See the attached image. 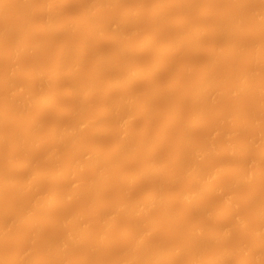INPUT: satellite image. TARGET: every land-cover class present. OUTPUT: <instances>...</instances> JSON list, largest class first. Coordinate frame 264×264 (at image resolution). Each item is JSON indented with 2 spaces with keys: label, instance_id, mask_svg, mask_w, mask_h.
Segmentation results:
<instances>
[{
  "label": "rangeland",
  "instance_id": "1",
  "mask_svg": "<svg viewBox=\"0 0 264 264\" xmlns=\"http://www.w3.org/2000/svg\"><path fill=\"white\" fill-rule=\"evenodd\" d=\"M27 1V0H26ZM31 1V3H32V0H30ZM45 1L46 0H34L33 1V3L30 5V7H28L27 5H29V4H26V6H25V4H21L22 2H24V1H18V0H11V1H7V3L9 4V9H8V11H6V13L4 12V14H3V18L4 19H2V18H0V29H1V31H2V28L1 27H4V25H5V23L6 24H10L11 25V23L12 22H14V24H16L17 26H18V23H20L21 22V24H22V26H21V24H20V27H21V29H20V35H22V40L23 41H25V35L26 34H24V33H30V35L32 34V32L31 31H34L33 32V34H32V37L31 36H29V37H27V39H26V41H25V43H29L30 42V40L31 41H36V42H33V44L32 45H34V44H37V41L38 42H40V44H41V46H40V48H37V50H35V51H33V53H28V54H22V55H24V56H26V57H21V59L20 60H18L19 58H20V56H22L21 54H19V52L18 53H16V54H19L20 56H17L16 54H15V52H11L12 50H14L15 51V49H14V45H15V42L17 43V41H16V38L14 37L15 35L17 36V31H16V33H15V31L13 32V34H15V35H12V32H11V29H9L10 31H8L7 33H9L10 34V36H9V38H7V36L9 35V34H7V35H5V38H7L8 39V41H6L8 44H6V42H4V48H3V46H1V48H0V77H1V81H0V83L2 82V84L4 85V87H5V82H4V77H3V80H2V74L4 73V72H6V71H8V69H9V71H11V70H14L15 69V66L14 65H16V64H14V65H12L14 62H18V63H20L19 65H16V67L17 66H20V68L19 69H24L25 71H23L22 72V70H21V72H20V74H24V75H21V76H19L20 74H18V78L19 77H21V78H19V80H18V78L16 77V76H14V77H16V78H13V83L14 84H16V86L18 87V83H20V86L22 87V86H26V87H28L27 85H30V83H31V85L34 87V86H37L36 88L37 89H33V87H31V89H30V86H29V88H28V90H31L32 91V89H33V91H38L39 90V88L40 89H42L41 87H39V85H43V80L42 81H39V80H34V82H36V81H38V83H39V85L37 84H34L33 83V80H32V78H31V76L29 77L28 75H27V73H29L28 72V70L30 71V69L33 71V69H34V67L33 66H35L36 65V67H41V68H43L44 70H43V73H45L46 74V71H49V75H50V73H51V75L53 74V69L55 68V66L57 65V63H59V62H62L61 63V65H63V66H65L67 69H69L70 67H72L71 65H73V64H77L79 61L78 60H76L80 55L82 56V55H84L85 57H83V59H85V60H82L83 62L81 63H79V64H81V66H80V70H79V73L77 72V74H74V75H72V76H69L68 75V77H67V79L64 77V78H61V79H59L57 76H55V75H53L52 76V78H51V76H47V77H45V79H44V81L46 80V79H48V81L47 82H49L50 83V81H52V83L50 84L51 86L53 85V81H55L56 80V78L57 79H59L60 81H64V89H62L63 91L65 90V92L67 93V91H69L70 90V85H72V84H74V85H76L75 83H78V82H82L81 84L80 83H78V87H80V86H83L84 84H86V83H88L89 81H90V83H92L93 84V87H95V89H96V91H95V94H93V96L90 98H88V100L86 101V102H82V103H84V105H86V107L83 109H81V110H79L78 111V108H75V107H81V104H80V102L82 101V100H80L79 99V97L81 98V93H79V92H76L75 93V95H74V93H72V96H71V93L70 94H68V95H66V93L65 92H62L61 90H60V93H55V95H53V93L54 92H56L57 90H55L53 93H49V94H52L53 96H52V98H54L55 99V102H57V100H58V102L56 103V104H54V106H52V108L51 109H47V110H42V111H40L39 112V110H41V109H37V107H35L34 108V106L35 105H32L33 106V108H32V106L31 105H27L28 107L27 108H25V110L24 111H22V113H21V111L19 112L20 113V115H21V117H20V120H19V118L18 117H16V120L17 121H14V119L15 118H13V117H15V115L14 114H16L17 115V112L18 111H16V109L15 108H13V106L14 105H12V103H13V99H14V97L12 96L13 94H8L9 92L10 93H12V91L14 90H12V91H9V92H7V89L6 88H4V87H1L0 86V103L1 102H3L1 105H5V107H6V109H7V113L8 114H10L11 113V110H13V109H15V112L14 113H11L12 115H14L12 118H13V120H11V121H8L6 124H4L3 125V123L4 122H1V129H2V132H1V130H0V132L4 135V136H8V135H6V134H9V133H11L12 135H10L9 134V136L5 139H3V140H1L0 141V170H2V171H4L3 172V174L1 173L2 171H0V175H2L3 177H7V175L8 174H6L5 172H9V177H10V175H12V177L14 178V176H13V174H15L16 172H18L17 171V169H20V171H19V174H21V173H23L24 174V172H26L28 169L30 170V172L32 171L31 169H34L35 171H37L38 172V175H39V170L41 169V168H46L47 166L49 167L50 165H49V162L51 161L50 159H52V161L54 162L55 160V157L54 158H52L53 156H52V153L50 152V149H53L54 151H57L56 149H54V148H52L54 145H55V143L59 140V138H58V140L57 141H55L54 142V140H55V138H57V137H54V134H55V136H56V132L57 131H59V130H61V128H62V131L64 130L63 128L65 127H69V126H71V122H73V120H74V122H76V120L77 119H81V120H79V121H81V123H83V121H82V119L84 120V119H86V118H89V116L91 115V116H96V115H102V111L104 110V112H108V110L110 109V107H113L114 108V105L117 103V102H119V103H117V104H119V107H120V105H124L123 107H125L126 106V103L128 104V102H129V104L128 105H130L131 106V112H130V115H131V113H132V117H131V124H129V131H130V139H128L129 140V142H128V148H126L125 150H126V157H127V159H126V157H125V155H124V158H122V155L121 154H119V152H118V159L116 160L115 158H113V156L111 157V156H109V158L111 157V159H110V162H109V158H108V162L109 163H103V164H99L100 163V161L98 162V164H99V166H100V168L102 167V168H104L103 167V165L104 164H107L105 167H106V169H107V166H108V164H110V166H111V164H113L112 166H111V168L114 166V167H116V173L119 175L120 173H118L117 172V168H119V172H121L122 174H120V176L122 175V176H124V173L126 174V173H128V174H126L127 175V177H129L130 176V174L131 175H134V173L135 172H137V173H139L140 171H143V168L144 169H147V168H149V167H152L153 169H157V168H155V167H159V168H161V171H159V172H152V175L151 176H149V177H151L150 178V180H148L149 179V177H148V179L147 178H145V177H147V176H145V177H143V176H137V177H139V178H137V179H140L141 177V179L139 180V182H142V183H137V184H135L136 182H133L134 183V185H133V183H132V180H131V178H130V182H131V184L133 185V187L135 188H132V192H133V199L131 198L132 197V194L130 193V189H126L127 187H131V184L129 185V186H127V187H125V184H126V182L128 181L127 179H129V178H125L124 177V180H123V177H122V179L121 178H118V177H120V176H116V178H114L113 179V177H112V180H111V182L110 183H112L111 185H112V187H110V188H112V192L110 191V192H108V193H105V192H101V193H105L104 195H100V192L98 193V196L100 197H98L99 199H97L96 197H95V195H93V197H92V199H91V194H87V193H89V191L87 190L86 191V189H84V191H81V189H80V191L81 192H84V194H79L78 195V199H74L75 201H72L71 203L70 202H68L67 204L66 203H62V204H66V206H62V205H59L58 203L59 202H63V200L62 201H58L57 202V204L58 205H55V207L56 208H54L53 207V210L51 209V216L50 217H52V218H50L51 220V222L49 223L47 220H45V221H47V222H41V224H39V226H37L38 228L36 229V230H33L35 233H33L32 232V228H31V226L29 227L28 225L29 224H25L23 227H21V229H19L20 228V223H17V225L16 226H18V228H16L18 231H14V228L15 227H13V226H11V227H13V231L11 232V234H8V232H6L7 234H8V238L9 239H4L3 240V236L0 238V248L2 249V250H4L5 249V252H7L6 250H8V251H11V252H17L18 250H20V248H23L24 249V251H26L25 250V248L27 247V248H29V249H31V251H32V254L33 255H31V253H29V255H28V257H30V255H31V257L32 258H29L30 260L28 261V259H27V264H45V263H47V264H57V258L55 259V258H52L51 257V259H53V260H51V259H45L44 258V254H45V252L47 253V252H50V250H51V248H52V244L55 246V245H57V241L56 240H58V241H61V239L63 238V240H64V237H65V233H66V231L67 230H69L68 228H67V226L70 228V231H72V229H74V227H72V225H74V224H72L71 225V221L70 222H68V223H65L64 222V220L63 221H61V222H58V217H59V219L60 220H62V217L64 216H68V215H73L74 213H75V215H76V213L77 212H79V213H83V214H89L90 212H91V209L93 208V207H96L97 205H98V202H101V201H104V203L106 202V203H115V201L117 200V198H119V197H127L126 198V200H128V202L130 201V199L131 200H134V201H130V202H133L134 204H137V201H138V199L141 197V195L143 194V196L145 195L144 193H146V194H148V192L150 193L154 188H158V186L159 187H161V188H163V192L165 193L166 191H169V192H167L168 194L170 193V194H172V192H178V190H180L181 189V191H182V189L185 187V185H187L186 186V190H189L190 188H191V185L192 184H190V186H189V182L188 183H186V181H187V177H188V181H189V176H188V171H187V169H185V168H182V169H185L187 172H186V175H187V177H185V175L183 174V173H185L184 171H183V173L181 172L180 174H179V176H176V177H178V179H176V177H175V175H174V177H171L172 176V173H173V171H174V169L173 168H175V166L173 167V164H175L174 163V161H176L175 159H176V157H177V152L179 151H176V148L177 149H180V148H182V149H184V150H181V155L183 156V154H184V152H185V149H186V145L187 144H189V143H187V144H185V148L183 147L184 146V143H186V141H189L190 142V144H191V141L190 140H192L194 143H196V144H201V142L202 143H207V142H209L210 140H214V139H212V138H210V139H208V136L209 135H215V137L217 136V134H218V136H220L219 135V133H215V132H219V131H225V132H227L226 134H227V137H225V133L224 132H222V134L224 133V136L223 135H221L222 137H221V139L223 140V141H220L219 143H217L216 144V146L214 145L215 143H213L212 144V146L214 147V149L216 148V151H220L219 152V154L217 153V154H215L214 156L212 155V153H210L211 154V156H209V154L207 155V156H209V157H212V159H211V162L212 161H214L213 162V165L215 164V160H218V161H222L221 162V164H223V166H224V169L226 170V171H224V173L226 172V174H227V171H229V168H233V169H235V168H239L240 167V165L242 164L243 165V167L246 165V164H248L249 163V161H251L252 162V165H254L253 166V169H252V171L255 169H257L256 171H254V173H256V175H254L251 179H248V181H244V182H242L241 184L240 183H238L239 185L235 188L236 189V191H235V193L233 194V192L234 191H232L233 189H231V191H232V194L233 195H235L236 197H237V199H238V202H239V205H238V207L235 209V207H234V210L232 209V208H230V211L231 210H233V211H231V213H230V211L229 212H227V208H225V207H228L227 206V204H225V198L227 197V192H226V188L228 187V188H230L229 186H231V183L232 182H234L235 181V179H233V177L231 178V176L232 175H234L233 173H232V175L231 174H228L229 175V177L228 176H224L223 178L221 177V179H219L218 178V176H220V175H217V178H218V180H215V179H212V180H209V181H207L208 179H206V180H204L206 183L207 182H210L211 181V184H214V185H216L217 187H218V185H220V183H221V186H222V188L223 189H225V190H223L222 188H220V186H219V188L221 189V191H222V193H215L216 195H212V194H208L207 195V198H206V200H207V202H205L204 203V206L203 205H200L199 204V207L198 206H196L197 205V203H198V201L197 200H195V202H196V208H197V210H199V211H197V210H194V211H190V210H192V206H189V212L187 211V213L186 214H184L183 212H185L184 210H186V208H187V203L185 204V202L183 201V202H181L180 200H178V201H175L174 202V200L175 199H171V200H173V202H171V205L173 204V209L171 208L170 209V212H171V210H173L172 212L173 213H170V216L169 217H167L166 219H162L161 220V222H160V224H159V226H157L158 227V229L155 231V230H153V231H155V232H149V235H147L148 237H150V235H152V237H150V239L151 238H153L154 240H155V242H157L158 244H160L158 247H160L161 245H163L164 247H165V249H166V246H167V249H168V246H169V248H172V247H170V246H173V245H183L182 244V239L183 238H185V236L184 235H182L183 237L182 238H180L181 237V235H180V233L181 234H183L184 232V234H186V237H188L189 235V233H191V232H189L190 231V228L193 226L192 224H195L196 222V225L197 224H199V223H201L202 225H204L205 227H207V228H209V229H213L214 227H217L216 229H218V226H221L222 227V225L224 226V223L226 224L224 227H222V229L223 230H225L226 228H227V230H229L228 228H230L232 231H230V236H231V232H232V236L230 237V239H229V241L227 240V242L225 241V244H222V243H220V244H217V243H219V242H211L210 243V241H208V243L206 244V246H205V248H202L203 250H204V252L202 251V254H200V255H198L197 253V255L199 256H194V259L193 260H196L195 259V257H198L199 259H201V260H198V261H200V262H202L203 263V261L202 260H204V262L206 263V260H210V261H212V264H222L221 262H219V263H215L214 261H213V259H214V257L215 256H217V255H219L221 252H222V254H223V252H225L226 250H229V252H227V253H229L230 254V250L231 251H233V254L231 255L230 254V256L229 255H227V256H229L227 259H226V263L227 264H237L239 261H241V260H239V259H243L244 257H245V252H244V250H247V249H251V247L253 248H256L257 247V245H261V243L264 241V237H263V234L262 235H258L257 234V236L255 235V234H249L248 235V233H246L245 234V232H244V230L245 229H243V227H241V225H239V224H235V220H234V218L235 217H237L236 218V222H237V220H239L238 218H240V220L242 219V221H244V223L247 225V227L250 229H255L256 228V224H257V222H258V219H257V222H255L256 221V218H258V213L259 212H257V211H260L259 210V207L260 208H262V207H264V194H263V192H264V174H263V172H264V160L263 161H260L259 162V160L260 159H264V158H262V156L264 155L263 153H264V135L262 136L261 134H264V85L262 84H258V81H262V83L264 82L263 80H264V73L262 74V70H264V65H262V64H264V0H262L263 2H261L260 0H227V1H225V0H194L193 2H191L190 4L191 5H188V2L187 1H189V0H155V2H154V0H122V3H120L119 4V2H121V0L118 2V4H116V2H114L115 0H113V5H111V2L110 3H107V8L106 7H104L105 9H103V8H99V7H102L101 6V4H100V6H99V1H98V4H97V6L96 7H98L99 9H101V12H102V15H100L99 16V14H98V16L99 17H95V18H97V22H104V24H101L100 23V25H101V27H100V25L98 26V25H96L97 27H99V28H96V27H94V29L96 28V29H102V26L103 27H106V31H105V28H103L104 29V32H105V34H104V36H103V38H102V36H101V38L99 37V36H96V34L95 35H92V37L94 38L95 36L97 37H95V39H93V38H91V37H89L88 38V35H86L87 33H85L86 32V29H85V27H83V23L81 22V21H79V19L82 17V14L84 13V17L86 18V11H87V9L88 8H86V7H89V6H87V5H91L90 3H92V2H95L96 0H52V6L50 5V7L52 8L53 6H54V8L57 10L58 9V3L60 2V6L62 7V5L64 4V3H66L65 5H64V10H62V12L61 13H59V11H57V12H53V10H49V11H47L48 9H49V7H47L46 8V6H45ZM49 1V0H48ZM88 1L90 2V3H88ZM126 1V2H125ZM137 1V2H136ZM163 1H168L169 3L167 4V2H166V4L165 5H163ZM173 1V2H172ZM231 1H232V3H231ZM253 1H256V2H253ZM47 2V1H46ZM51 2V1H50ZM61 2H63V4L61 5ZM101 2V1H100ZM104 2V1H103ZM106 2H108V1H106ZM149 2V3H148ZM154 2V3H153ZM175 2V3H174ZM195 2V3H194ZM242 2V3H241ZM25 3V2H24ZM29 3V2H28ZM80 3V4H79ZM86 3V4H85ZM138 3V4H137ZM225 5H224V4ZM254 3V4H253ZM255 3H257L256 5H255ZM260 5H259V4ZM47 4V3H46ZM104 4H106V3H104ZM193 4V5H192ZM22 5V6H21ZM23 5H24V7L26 8V7H28V9H30L29 10V12L27 11L28 9H25L24 7H23ZM33 5V6H32ZM115 5H118V6H115ZM140 5H143L145 8L143 9V10H145L144 11V14L142 15V16H137V17H135V15H134V18H132V16H133V14L131 15V13L130 12H133L134 11V8L136 7L137 8V6L138 7H140ZM147 5V6H146ZM187 5L189 6V8H187ZM255 5V6H254ZM40 6V7H39ZM94 6V5H93ZM92 6V7H93ZM126 6H127V9H126ZM142 6V7H143ZM182 6V7H181ZM225 6V7H224ZM230 6V7H229ZM239 6V7H238ZM20 7H22L23 8V11H24V9L28 12V20H29V17L30 18H32V13H33V16H35V18L33 19L34 21H35V23H36V29L35 30H30L29 31V29L32 27L33 28V26H35L33 23V25L32 26H29V28H28V31L26 32V30H25V32H24V30H22V29H24V28H26V26H24L23 24H25L27 21V17H26V20L24 21V19H22L23 17L22 16H19V15H16L15 13L17 12H15V10L16 9H19L20 10V15H25L26 14V12L25 13H23L22 12V10H21V8ZM32 7V8H31ZM68 7V8H67ZM69 7H71V8H69ZM85 7V8H84ZM157 7V8H156ZM187 8L186 10L184 9V8ZM193 7V8H192ZM242 7V8H241ZM39 8V9H38ZM43 8V9H42ZM63 8H61V9H63ZM83 10H82V9ZM89 8H91V7H89ZM94 9H95V7H93ZM93 8H91V10L93 9ZM97 8V9H98ZM119 8V9H118ZM129 8V9H128ZM135 8V9H136ZM248 8V9H247ZM252 10H251V9ZM46 9V11H44ZM54 9V10H55ZM59 9H60V7H59ZM103 9V10H102ZM121 9V10H120ZM132 9H133V11H132ZM156 9V10H155ZM205 9V10H204ZM69 10V11H68ZM84 10H86V11H84ZM131 10V11H130ZM159 10H161V12H165V13H160L161 15H163V16H157L156 15V17L155 18H152V17H154L155 15H153V14H157L158 13V11ZM254 10H256L257 11V18H256V16H254V18H253V16H251V12H253V13H255L254 12ZM67 11V12H66ZM109 11V12H108ZM126 11H128V12H126ZM192 11V12H191ZM243 11V12H242ZM23 14H22V13ZM183 12V13H182ZM188 12V13H187ZM14 13V14H13ZM47 13H49V16H50V14L52 13V14H57V16L55 15H53V17H51V18H53L54 19V17L56 18L55 19V23L54 24H56V21H57V24H61V22H63L64 24H67V20L70 22V20L71 19H76V21L75 20H73V21H75V22H79V24H78V22H77V24L78 25H75V27L76 28H74L75 29V32L72 30V33H70L69 31H71V30H69L70 28H72V27H68L69 29V31L67 30V29H63L62 31L63 32H60L59 31V34L58 35H56L57 33H55V34H51V33H49L48 31H44L43 32V27H41V26H44L45 24H46V21L45 20H47L46 18L48 17L49 18V16H48V14ZM69 13V14H68ZM127 13L129 14V15H131V16H127ZM240 13V14H239ZM12 16H11V15ZM125 14L126 16L125 17H129L128 18V21H126L127 20V18H123V21H122V23H121V18H122V16ZM178 14H180V15H178ZM46 15H47V17H46ZM107 17H106V16ZM115 15V16H114ZM121 15V16H120ZM147 15V16H146ZM153 15V16H152ZM235 15H241V16H237L238 18H244L243 16H245V22H247L246 24H245V22H244V25H247L245 28L247 29H245L244 28V25H243V28L246 30V33L245 34H243V35H241V34H239V35H241V37H238L239 35H238V33H237V30H233L232 29V31H234V33H237V35L236 34H234L233 35V32L232 31H230L231 33H232V35H231V33L230 32H228L229 30H230V27H232L233 26V24H232V26H230L229 27V21H235L234 20V16ZM243 15V16H242ZM255 15V14H254ZM93 16H96V15H92L91 16V18L93 17ZM101 16H102V18H101ZM229 16V17H228ZM251 18H250V17ZM6 17V18H5ZM106 17V18H105ZM145 17V18H144ZM160 17V18H159ZM231 17H233L231 20H230V18ZM246 17H247V19H246ZM38 18V19H37ZM42 18V19H41ZM83 18V17H82ZM95 18L93 19V20H95ZM131 18V19H130ZM217 18V19H216ZM12 19V20H11ZM31 19V20H32ZM59 19V20H58ZM70 19V20H69ZM99 19V20H98ZM102 19V20H101ZM111 19V20H110ZM125 19V20H124ZM130 19V20H129ZM135 19V20H134ZM144 19V20H143ZM178 19V20H177ZM237 19V18H236ZM254 19V20H253ZM32 20V21H33ZM82 20V19H81ZM157 20V21H156ZM195 20V21H194ZM227 20V21H226ZM247 20V21H246ZM261 20V21H260ZM33 21V22H34ZM50 21L51 22H53L52 21V19H50ZM49 21V22H50ZM59 21H61V22H59ZM66 21V22H65ZM87 21L89 22V23H92V25H90L89 23L88 24H86V25H89L88 27H89V29L92 27L93 28V24H97V22H90V20H88L87 19ZM92 21V20H91ZM110 21V22H109ZM116 21L118 22V23H120V24H117L116 23ZM178 21V22H177ZM215 21V22H214ZM219 22V23H222V25H224V24H226V23H228V26H227V28L229 27V29L225 32V34H224V36H223V34L222 33H220V34H222V40H220V38H219V36H218V34H215L214 33V31L213 30H211L213 27V25H214V29H215V25H216V22ZM241 21V20H240ZM59 22V23H58ZM102 22V23H103ZM107 22V23H106ZM126 23V22H128V24H126L127 25V27H126V25L125 24H123V23ZM150 24H149V23ZM200 22V23H199ZM224 22V23H223ZM231 22H230V24H231ZM241 22H243V21H241ZM44 23V24H43ZM71 24H73V22H72V20H71V22H70ZM69 23V24H70ZM81 23V24H80ZM85 23H87L86 21H85ZM203 23V24H202ZM234 23V22H233ZM262 23V24H261ZM13 24V23H12ZM53 23H51V25H52ZM71 24H70V26H71ZM75 24V23H74ZM122 24V25H121ZM213 24V25H212ZM237 24V23H236ZM242 24V23H241ZM249 24V25H248ZM252 24V25H251ZM3 25V26H2ZM10 25H8V26H10ZM85 25V26H86ZM105 25V26H104ZM120 25L121 26H123V28H124V30L123 29H121L122 30V32H117V31H121L120 30ZM140 25V26H139ZM158 25H159V27H158ZM205 25V26H204ZM219 25V24H218ZM15 25H13L12 27H14ZM24 26V27H23ZM46 26V25H45ZM56 26V25H55ZM55 26H53V27H55ZM69 26V25H68ZM74 26V25H73ZM91 26V27H90ZM95 26V25H94ZM155 26V27H154ZM169 26V27H168ZM234 26H235V24H234ZM6 28H7V26H5ZM11 27V28H12ZM23 27V28H22ZM67 28V26L65 25L64 26V28ZM87 27V26H86ZM113 27V28H112ZM180 27V28H179ZM190 27V28H189ZM191 27H192V29H193V27H200V28H202L203 27V29H204V27H205V31L202 29L201 31H203V34H204V36H203V34L200 36V38L199 39H194V38H197V37H192L191 38V36H193L194 34H189L190 32V30H191ZM208 27V28H207ZM216 27H217V25H216ZM220 27V26H219ZM222 27V26H221ZM225 27V29H226V25L224 26ZM6 28H4V29H6ZM14 28H16V27H14ZM13 28V29H14ZM50 28H51V26H50ZM155 28V29H154ZM200 28H196L195 30H197V29H199V31H200ZM233 28V27H232ZM239 28V29H238ZM240 28H242V27H237V29L238 30H240ZM3 29V30H4ZM8 29V28H7ZM7 29L6 30H4L5 32L7 31ZM17 30H18V35H19V29H18V27L16 28ZM34 29V28H33ZM129 29V32L127 31ZM133 29V30H132ZM160 29H161V32H163L164 31V33H157V31L158 32H160ZM184 29V30H183ZM209 29V30H208ZM234 29H235V27H234ZM251 29V30H250ZM39 30V31H38ZM54 30V29H53ZM53 30H51V31H53ZM80 30V31H79ZM172 30V31H171ZM23 31V32H22ZM64 31H65V33H64ZM87 31H89L88 30V28H87ZM108 31V32H107ZM155 31V32H154ZM165 31H167V32H165ZM198 31V30H197ZM198 31V32H199ZM210 31V32H209ZM212 31V32H211ZM224 31V30H223ZM21 32L23 33V34H21ZM53 32H55V31H53ZM52 32V33H53ZM123 32H125V33H127L128 34V36H127V34H125V35H122V34H124ZM216 32V31H215ZM221 32V31H220ZM228 32V33H227ZM1 33V32H0ZM89 33H91V34H94V33H92V31H90ZM136 33V34H135ZM168 33V36L166 35ZM191 33H194V32H192L191 31ZM196 33V32H195ZM202 33V32H201ZM212 33H214L217 37H218V39L217 38H215V37H213V34ZM250 33V34H249ZM263 33V34H262ZM5 34V33H4ZM63 34H64V37H62L63 36ZM65 34H66V36H67V38H65L66 36H65ZM106 34H107V36H106ZM159 34V35H158ZM164 34H165V36H166V38L167 39H165V36H164ZM219 34V35H220ZM0 35H2V34H0ZM25 37H24V36ZM78 35V36H77ZM121 35V36H120ZM152 35H154V37L155 36H158V39L156 38V44H154L155 43V38H154V40L153 39H151L152 38ZM196 35V34H195ZM194 35V36H195ZM259 35H260V37H259ZM3 36V35H2ZM2 36H0V38L2 37ZM71 36V37H70ZM86 36H87V38H88V40H87V38H86ZM90 36V35H89ZM163 36V37H162ZM203 36V37H202ZM221 36V35H220ZM235 36V37H234ZM237 36V37H236ZM4 37V36H3ZM18 37V36H17ZM101 39V40H99V38ZM168 37H170V38H168ZM176 37V38H175ZM190 37V38H189ZM233 37V38H232ZM5 38H1V40H0V43H1V45H2V39H5ZM21 38H18V39H21ZM59 38V39H58ZM67 39V40H63V39ZM148 38H150L151 40H152V43L153 44H151V46H148V48H146L145 49V43L147 42V40H148ZM188 38V40L186 41V39ZM244 38H245V40H244ZM17 39V40H18ZM49 39V40H48ZM170 39V40H169ZM234 39V40H233ZM22 40H18V41H22ZM85 40H87V43L85 42ZM121 40V41H120ZM224 40V42H221V41H223ZM255 40V41H254ZM260 40V41H259ZM41 41L43 42V43H41ZM51 41V42H50ZM89 41V42H88ZM93 41V42H92ZM119 41H120V43L121 44H127V43H129V44H127V45H130V47L129 48H127V49H123V51H122V54L121 55H124V56H120V54L118 53V51H117V49L119 50V48L117 47V46H119L120 44H119ZM145 41V42H144ZM167 41V42H166ZM170 41V42H169ZM174 41H178V44H177V46L178 47H180V48H176L177 46H175V48L177 49H175V48H173V45H176V43H174ZM65 42V43H64ZM83 42H85V43H83ZM95 42V43H94ZM168 42H169V44H171L172 46L170 47V45L168 44ZM196 42V43H195ZM227 42V43H226ZM19 43V42H18ZM17 43V44H18ZM59 43H60V45H59ZM71 43V44H70ZM94 43V44H93ZM110 43V44H109ZM174 43V44H173ZM179 43H181V44H179ZM199 43V44H198ZM225 43V44H224ZM39 44V43H38ZM83 44V46H84V48L86 49V50H83V46L81 47V45ZM144 46H142V45ZM170 48V50H169V48H168V50H169V52L167 51V49H166V45ZM182 44H184V45H182ZM211 44V45H210ZM235 44V45H234ZM29 45V44H28ZM30 45H31V43H30ZM64 45H65V47L66 46H68V45H70L71 46V48H70V50H69V54H70V56H69V54L67 53V54H64V53H62V55H61V53H60V51H61V48H63L64 49ZM73 45V46H72ZM87 45V46H86ZM132 45V46H131ZM193 45V46H192ZM249 45V46H248ZM256 45V46H255ZM113 46H114V48H113ZM136 46V47H135ZM141 46V47H140ZM155 46V47H154ZM182 46V47H181ZM212 46V47H211ZM221 46H223V47H221ZM231 46V47H230ZM253 46V47H252ZM261 46V47H260ZM100 47H101V49H100ZM133 47V48H132ZM162 47V48H161ZM200 47V48H199ZM210 47V48H209ZM220 47V48H219ZM235 47V48H234ZM244 47V48H243ZM249 47V48H248ZM251 47V48H250ZM16 48V47H15ZM82 48V49H81ZM96 48V49H95ZM139 48L140 49H144L143 51L142 50H139ZM150 48H152V49H150ZM232 50H236V49H239V50H236V52H234V53H232L233 51H231V49ZM4 49H6V50H4ZM56 49V50H55ZM62 49V50H63ZM72 49V50H71ZM81 49V50H80ZM208 49V50H207ZM211 49V50H210ZM243 49V50H242ZM260 49V50H259ZM2 50H4V51H2ZM55 50V52H53ZM126 50V51H125ZM152 50H153V53H151L152 52ZM198 50V51H197ZM220 50V51H219ZM246 50V51H245ZM262 50V51H261ZM57 51H59V52H57ZM71 51V52H70ZM142 51V52H141ZM151 51V52H150ZM166 51V52H165ZM172 51V52H171ZM178 51V52H177ZM202 51V52H201ZM211 51V52H210ZM3 52V53H2ZM10 52V53H9ZM90 52V53H89ZM127 52V53H126ZM139 52V53H138ZM150 52V53H149ZM174 52V53H173ZM177 52V53H176ZM237 52H238V54H237ZM81 53H83V54H81ZM134 53V54H133ZM169 53H171V55L169 54ZM188 53V54H187ZM221 53V54H220ZM236 53V54H235ZM13 54H15L14 56H12ZM34 54V55H33ZM48 54V55H47ZM53 54V55H52ZM109 54V55H108ZM119 54V56H120V58H119V56H118V58H117V55ZM167 54V55H166ZM187 54V55H186ZM199 54V55H198ZM232 54V55H231ZM64 55V56H63ZM66 55H68L69 57H65ZM72 55V56H71ZM179 55V56H178ZM204 55V56H203ZM240 57H239V56ZM33 56V57H32ZM36 56V57H35ZM47 56V57H46ZM62 56V57H61ZM138 56V57H137ZM227 56V57H226ZM234 56V57H233ZM244 56V57H243ZM100 57H103L104 59H107V60H105V65H103V62H101V64L100 63H97L98 61L97 60H100V59H102V58H100ZM116 57V58H115ZM137 57V58H136ZM152 57H154V58H152ZM162 57V58H161ZM168 57H170V58H168ZM176 57V58H175ZM180 57V59H178ZM252 57V58H251ZM16 58V59H15ZM18 58V59H17ZM26 58V59H25ZM56 58V59H55ZM66 58V59H65ZM93 58V59H92ZM96 60H95V59ZM98 58H100V59H98ZM108 58H110V59H108ZM159 58V59H158ZM176 60H175V59ZM189 58H191V59H189ZM196 58V59H195ZM216 58V59H215ZM11 59V60H10ZM27 59H29V60H27ZM36 59V60H35ZM52 59V60H51ZM122 59H123V61H122ZM144 59H146V60H144ZM156 59V60H155ZM221 59H222V61H221ZM237 59H239V60H237ZM258 59H259V61H261L262 63H259V61H258ZM18 60V61H17ZM27 60V61H26ZM32 60V61H31ZM70 60V61H69ZM80 60V59H79ZM110 60V61H109ZM120 60L122 61L121 63H123V64H121L120 63ZM129 60V62H130V66H128V63L129 62H126V61H128ZM159 60V62H157L158 64H161V68L160 69H158L157 71H156V73H154V75L153 74H151V72L153 71V72H155L154 70H155V68L157 67V66H155V64H156V61H158ZM162 60L164 61V62H162ZM174 60V61H173ZM195 62H194V61ZM247 60V61H246ZM23 61V62H22ZM31 61V62H30ZM34 61V62H33ZM53 61V62H52ZM75 61V62H74ZM77 61V62H76ZM109 61V62H108ZM199 61V62H198ZM207 61V62H206ZM242 61V62H241ZM11 62V63H10ZM72 62H74L73 64H72ZM109 63V64H107L106 65V63ZM125 62H126V66H128V67H130V68H134V70L136 69V71H138L139 69H140V71L144 68L145 69V75H143V76H139V77H137V80H136V78L134 79V83H132L131 84V86L128 88V90L129 91H127V89H125V88H122V87H116V88H114V90L112 91V90H110V87H111V83H109L110 81L109 80H113V79H115L116 78V80H123L124 79V77H125V72H123L124 70V65H125ZM161 62V63H160ZM174 62V63H173ZM181 64H180V63ZM183 62H184V64H185V66L183 65ZM197 62V63H196ZM240 62H241V64H242V66H241V64H240ZM17 63V64H18ZM65 63V64H64ZM67 63V64H66ZM87 63V64H86ZM164 63V64H163ZM179 63V65H177ZM187 63H188V65H187ZM249 63V64H248ZM255 63V64H254ZM42 64V65H41ZM99 64H100V66H99ZM176 64V65H175ZM250 64H252V65H250ZM11 65L12 66H14V69H13V67L11 68ZM70 65V66H69ZM102 65V66H101ZM116 65V66H115ZM187 65V66H186ZM214 65V74H213V72L211 73V76H212V74L213 75H216V76H214L213 78H215V77H217V84H216V81H215V84L217 85V88H218V85H222L221 87H223L224 88V90L226 89V93L222 96L221 94H220V96H221V98H220V100H219V98H218V100H215V98L217 99V97L215 96V98H214V100H215V102L216 101H218L216 104L215 103H213V99L212 98H210V101L213 103L212 105H209V106H207V103H208V100L206 101H203L202 103L204 104H201L200 105V107H198L199 105L197 104V103H194L193 102V98H190V90H193L192 88L193 87H195V89H197L196 88V84L197 83H199L200 81H201V84L200 85H202V81H203V79H202V76H204V79H205V81H207V78H206V76H205V74H204V71L206 70V67L208 68V66H213ZM260 65V66H259ZM74 66V65H73ZM94 66V67H93ZM132 66H134V67H132ZM251 66V67H250ZM257 66H259L258 68H257ZM38 67V68H39ZM69 67V68H68ZM102 67V68H101ZM114 67V68H113ZM124 67V68H123ZM137 67V68H136ZM233 67V68H232ZM26 68H28V69H26ZM38 68H35V69H38ZM40 68V69H41ZM94 68V69H93ZM97 68V69H96ZM153 68H154V70H153ZM231 68V69H230ZM248 68V69H247ZM143 69V70H144ZM183 69H184V71H183ZM201 69V70H200ZM205 69V70H204ZM229 69V70H228ZM245 69V70H244ZM4 70V71H3ZM42 70V69H41ZM52 70V71H51ZM91 70H93V71H91ZM152 70V71H151ZM212 70V69H211ZM260 70V71H259ZM27 71V72H26ZM39 71V70H38ZM200 71V72H199ZM237 71V72H236ZM242 71H248L249 72V74L248 73H246V74H244V72H242ZM24 72H26V73H24ZM41 72V76L42 77H44V76H46V75H42L43 73H42V71H40ZM39 72V73H40ZM94 72V73H93ZM119 72V73H118ZM123 72V73H122ZM149 72H150V74H149ZM183 72V73H182ZM229 72H231V74H234V76L233 77H231V78H229L228 77V75H227V73H229ZM240 72H242V73H240ZM253 72V73H252ZM10 73H12V72H9L8 73V76L10 75ZM14 73V72H13ZM17 73V72H16ZM35 72H33L31 75L33 76V74H34ZM38 73V72H37ZM36 73V74H37ZM88 73H92L91 75L90 74H88ZM239 73V74H238ZM6 74V73H5ZM5 74H3V76L5 75ZM47 74H48V72H47ZM112 74V75H111ZM115 74V75H114ZM148 74V75H147ZM203 74V75H202ZM237 74L239 75L238 77H237ZM241 74H243L244 76L246 75V78L247 77H251V79H249V78H247V79H249V81L251 82H249V84L248 85H250V89H246V90H248L249 92H247V91H245V92H247L246 94H244V95H240V94H238V93H236L237 95H232L231 93L233 92V91H231L230 93H229V91L228 90H232V89H234V90H236V87H239L238 86V80L237 79H239L240 78V75ZM261 74V75H260ZM14 75V74H13ZM29 75H30V73H29ZM181 77H180V76ZM236 75V76H235ZM249 75V76H248ZM87 76V77H86ZM103 76V77H102ZM105 76V77H104ZM147 76H149V77H147ZM183 76H184V78H183ZM210 76V77H211ZM226 76L228 77V78H226ZM34 77H35V79H38L36 76H35V74H34ZM42 77H40V78H42ZM111 77V78H110ZM146 77V78H145ZM235 77H237V78H235ZM39 78V79H40ZM104 78H105V80H104ZM201 78V79H200ZM221 78V79H220ZM223 78V79H222ZM241 78H242V76H241ZM240 78V79H241ZM34 79V78H33ZM43 79V78H42ZM51 79V80H50ZM78 79V80H77ZM96 79V80H95ZM239 79V80H240ZM261 79V80H260ZM41 80V79H40ZM78 81V82H76V81ZM213 80H215V79H212V83H213ZM226 82H225V81ZM234 80V81H233ZM17 81H19L18 83H17ZM45 81V82H46ZM232 81V82H231ZM25 82V83H24ZM41 82V83H40ZM44 82V84H46ZM56 82H57V80H56ZM55 82V84L54 85H56V86H58L56 89H58L60 86H59V84H58V82L56 83ZM230 82V83H229ZM49 83L47 84V86L49 85ZM60 83V82H59ZM62 83V82H61ZM71 83V84H70ZM183 83V84H182ZM205 83V82H204ZM226 83V84H225ZM26 84V85H25ZM134 84V85H133ZM214 84V85H215ZM225 84V85H224ZM240 84H241V82H240ZM41 85V86H42ZM48 86V87H51V86ZM53 85V86H54ZM67 85V86H66ZM156 85V86H155ZM198 85V84H197ZM199 85V86H200ZM215 85V86H216ZM237 85V86H236ZM8 85L6 84V87H7ZM10 86V85H9ZM46 86V85H45ZM52 86V87H53ZM157 87V88H154V87ZM179 86V87H178ZM190 86V87H189ZM219 86V87H220ZM14 87V86H13ZM43 87V86H42ZM62 87V86H61ZM73 87V86H72ZM71 87V88H72ZM133 87V88H132ZM173 87V88H172ZM198 87V86H197ZM230 87V88H229ZM249 87V86H248ZM12 88V87H11ZM20 88V87H19ZM68 88V89H67ZM112 88V87H111ZM151 88V89H150ZM155 90V89H157L156 90V92H154L153 94H150V91L152 90L153 91V89ZM223 88H221V90L223 89ZM8 89H10V87H8ZM21 89H23L24 90V87L23 88H21ZM20 89V90H21ZM44 89V88H43ZM46 89V88H45ZM49 89V88H48ZM51 89V88H50ZM53 89H55V86H54V88ZM66 89H67V91H66ZM94 89V90H95ZM179 89V90H178ZM220 89V88H219ZM11 90V89H10ZM168 90V91H167ZM173 90V91H172ZM112 91V92H111ZM122 91H124L125 92V94L124 93H122ZM152 91H151V93H152ZM170 91V92H169ZM257 91V92H256ZM4 92V93H3ZM29 91H26V92H21V96L19 95V93L17 94V95H15V97H16V101L14 100V103H16V104H18V102H19V100H21V99H23V101H24V99H29V98H31V92H29V94H24V93H28ZM36 92H33V94H35ZM103 92V93H102ZM194 92V93H193ZM191 91V93L194 95L195 93H196V90L195 91ZM225 91H223V93H224ZM252 92V93H251ZM39 93H40V91H39ZM62 93V94H61ZM64 93V94H63ZM109 94V95H106V94ZM134 93V94H133ZM222 93V94H223ZM7 94L9 95V96H12L11 98H9L10 100H9V104H7L6 105V97L5 96H7ZM45 94V93H44ZM48 94V95H49ZM57 94V95H56ZM127 94V95H126ZM168 94V95H167ZM233 94H235V93H233ZM27 95H29V96H27ZM39 94H38V92L36 93V96H38ZM59 95V96H58ZM80 95V96H79ZM129 95H131V96H129ZM139 95V96H138ZM143 95H145V96H143ZM152 95H156V96H152ZM247 95H248V97H247ZM27 96V97H26ZM35 95H33L32 97H34ZM39 96H41V95H39ZM46 96V98H50L49 96H47V95H45ZM127 96V97H126ZM149 96H152V97H154V100H153V98H151L150 97V100L152 99L153 100V102H152V100L150 101V103H149ZM184 96V97H183ZM217 96H219V94L217 95ZM250 96V97H249ZM83 97V96H82ZM191 97H194V96H192L191 95ZM235 97V98H234ZM21 98V99H20ZM34 98H36L37 99V97H34ZM38 98H40V97H38ZM125 100L126 99V101L123 103V104H120V102H122V100L123 99ZM136 98V99H135ZM140 99V100H138V99ZM196 98V97H195ZM234 98V99H233ZM246 98V99H245ZM19 99V100H18ZM42 99V98H41ZM43 99H44V97H43ZM63 99V100H62ZM82 99V98H81ZM95 99V100H94ZM102 99V100H101ZM118 99V100H117ZM133 99V100H132ZM135 99V100H134ZM142 99H144V101H141ZM165 99V100H164ZM223 99V100H222ZM245 99V100H244ZM2 100V101H1ZM31 100V102H32V98L30 99ZM117 100V101H116ZM129 100H131V101H129ZM147 100H148V102H147ZM167 100V101H166ZM128 101V102H127ZM140 101V102H139ZM156 101V102H155ZM161 101V102H160ZM192 101V102H191ZM209 101V102H210ZM230 101V102H229ZM243 101H244V103H243ZM26 102H29L28 100L26 101ZM54 102V103H55ZM89 102H90V104H89ZM178 102V103H177ZM195 102H196V100H195ZM223 102V103H222ZM147 103H148V105H147ZM198 103H201V102H198ZM246 103V104H245ZM16 104H15V106H16ZM150 104V105H149ZM164 104V105H163ZM208 104H211V103H208ZM225 104V105H224ZM10 105V106H9ZM83 105V104H82ZM105 105H109V109L108 110H105L104 108H106L107 109V107H105ZM147 105V106H146ZM222 105V106H221ZM244 105H245V107H244ZM9 106V107H8ZM14 106V107H15ZM29 106H31V107H29ZM138 106H143V107H138ZM150 106V107H149ZM158 106V107H157ZM203 106H205V107H203ZM219 106V107H218ZM233 106H235L234 108H233ZM11 107L13 108V109H11ZM69 107H71L72 109L74 108V110L73 111H71V112H69L68 110H66V109H68ZM83 107V106H82ZM89 109H88V108ZM115 107H116V105H115ZM117 107H118V105H117ZM116 107V111H117V114L118 113H120V111H121V114L122 113H124L125 111H123V109H125V108H123L122 110H120L121 108H117ZM162 107H164L163 109H162ZM195 107V108H194ZM202 107L204 108V110H202ZM218 107V108H217ZM113 108L111 109V111H113L114 112V110H113ZM135 108V109H134ZM143 108V110H141ZM146 110H145V109ZM147 108L148 109H150V111H148L147 110ZM223 108H225V109H223ZM246 109L247 111H245L244 109ZM4 109V108H3ZM72 109H69V110H72ZM87 109V110H86ZM94 109V110H93ZM95 109H97V110H95ZM115 109V108H114ZM127 109H129L130 110V108L128 107ZM174 109V110H173ZM205 109H207V111L209 112V113H207V111H206V113L205 112H202V111H205ZM216 109V110H215ZM5 110V109H4ZM37 110V111H36ZM119 110V111H118ZM138 110H140L139 111V113H138ZM166 110V111H165ZM176 110V111H175ZM258 110V111H257ZM263 110V111H262ZM0 111H1V109H0ZM96 111V112H95ZM115 111V112H116ZM123 111V112H122ZM128 111V110H127ZM134 111L136 112V113H134ZM142 111H145V113H142ZM164 111V112H163ZM30 112V113H29ZM35 112V113H34ZM91 112V113H90ZM102 112V113H101ZM109 112H110V110H109ZM214 112V113H213ZM218 112V113H217ZM219 112H222V113H226L227 115H226V117L228 118V116H230V114H231V116L230 117H234V114H236L237 116H236V118L239 116V118H240V120L242 119V121H244V125L242 126V124H241V128H237V127H239L238 126V122H239V120H237L236 121V118H235V121H233L231 118H228L229 119V121H226V122H221L222 120H224L226 117H225V115H224V117L225 118H219V117H217V114H219ZM245 112V113H244ZM254 114H253V113ZM5 113V112H4ZM3 113V114H4ZM25 115H24V114ZM68 113V114H67ZM85 113V114H84ZM142 113V114H141ZM201 114V115H198V116H201V119L199 118V119H197L195 116H197V114ZM221 113V114H222ZM247 113V114H246ZM11 114H10V116H11ZM40 114H43V115H41V118L39 117L40 116ZM80 114V115H79ZM104 114V113H103ZM121 114H119V116L121 115ZM138 114H140V115H138ZM1 115H2V113H1ZM74 115V116H73ZM78 115H79V117H78ZM112 115H115L114 113H112ZM111 114H110V116L111 117H113ZM159 115V116H158ZM244 115V116H243ZM55 116V117H54ZM90 116V117H91ZM100 116H97V117H99L98 119H97V117H96V119L94 120H92V119H90V121H89V119L88 120H85L84 121V123L87 121V123L84 125V129H85V135L83 136V134H84V130H79V132H80V134H78L79 132H77V136H78V138L80 139L81 137H85V147H83V145L81 144V146H80V149H82V148H86V151L88 152L89 150L90 151H92L93 152V150L95 149V151H99V152H101V147H102V149L104 148V150H107V151H103L102 150V152H101V154H100V157L102 158V159H104L103 157H102V155L104 156L105 154L106 155H109L110 153L108 152V151H110V152H112L113 151V147L115 148L116 146H117V144H119L120 142H117L118 140V135H120L119 136V138H120V140H121V133H116L115 134V130H119V127H116V126H118L117 124H118V122L115 120L114 121V117H113V120H112V118H111V120H108V122L104 125V127L105 126H107V127H105V129L107 130V133L104 131V129H103V131L105 132V134L103 133V134H101L100 135V133H98L99 134V136H98V134H97V136L99 137V138H97L96 139V137H95V135H96V133H95V131L94 130H97L96 128L95 129H93V122L95 123L96 122V120H97V122L96 123H98V120L99 121H101V119L103 118V117H105V115H102L103 117H100ZM116 116V115H115ZM118 116V117H119ZM189 118H188V117ZM258 116V117H257ZM5 116H3L2 118H1V120L4 118ZM32 119H31V118ZM43 117V118H42ZM66 117V118H65ZM82 117V118H81ZM92 117V118H93ZM117 117V116H116ZM196 118L195 120H196V122H194L195 124H192V121H193V118ZM214 117V118H213ZM221 117V116H220ZM232 117V118H233ZM255 117V118H254ZM8 120H9V115H8V117H6ZM6 118H4V119H6ZM37 118L39 119L40 118V120H38V121H42V122H39V124H38V121H36L37 120ZM57 118V119H56ZM62 118H64V119H62ZM95 118V117H94ZM105 118H107V117H105ZM108 118H109V116H108ZM107 118V119H108ZM156 118V119H155ZM220 119V123H219V119ZM10 119H11V117H10ZM76 119V120H75ZM228 119H226V120H228ZM231 119V120H230ZM238 119V118H237ZM261 119V120H260ZM26 120H27V122H26ZM36 121L37 122V125H39V126H36L35 125V127H34V131H32L30 134V136L26 133L27 132V130H29V132L31 131L30 130V128H31V125L32 124H34V122H32V121ZM118 120V119H117ZM138 120V121H137ZM177 120V121H176ZM56 121V122H55ZM64 121V122H63ZM78 121V122H79ZM93 121V122H92ZM105 121H107V120H105L104 118H103V121L101 122V126H100V128L99 129H101L102 128V126H103V124H104V122ZM143 121V122H142ZM174 121V122H173ZM214 121V122H213ZM218 121V122H217ZM19 122V123H18ZM32 122V123H31ZM112 122V123H111ZM151 122V123H150ZM213 123V125H212V123ZM229 122V123H228ZM254 122V123H253ZM26 123H28V124H26ZM31 123V124H30ZM67 125H66V124ZM68 123H70V125L68 124ZM94 124V126L95 125H97V124ZM100 123V122H99ZM98 123V124H99ZM103 123V124H102ZM115 123V124H114ZM117 123V124H116ZM211 123V124H210ZM214 123H215V125H214ZM43 124V125H42ZM78 124V123H77ZM150 125V130H149V132L148 131H146V132H144L143 130L144 129H146V128H144V127H146V125ZM218 124V125H217ZM232 124V125H231ZM3 125V126H2ZM54 125H56V127H59V128H57V130H56V132H55V126ZM72 125H73V123H72ZM132 125V126H131ZM210 125H212V126H210V129H212V127H213V132L211 131H209L210 129H209V126ZM221 125V126H220ZM259 125V126H258ZM5 126V127H4ZM30 126V127H29ZM203 126L205 127V128H203ZM80 127V126H79ZM78 127V128H79ZM96 127V126H95ZM103 127V128H104ZM164 127V128H163ZM189 127L191 128V133L189 132ZM216 127V129H214ZM244 127H246L245 129H244ZM44 128V129H43ZM54 128V129H53ZM82 128H83V126H82ZM116 128H118V129H116ZM163 128V129H162ZM193 128V129H192ZM219 130H218V129ZM222 130H221V129ZM250 130H249V129ZM17 129V132L15 131ZM80 129V128H79ZM92 129H93V133H95V134H92ZM253 129V130H252ZM18 130L19 131H22V134L24 135H22L20 132L18 133ZM53 130V131H52ZM78 130V129H77ZM218 130V131H217ZM231 130V131H230ZM256 130V131H255ZM13 131H15L16 132V134H21V135H19V136H23V137H21V138H23L24 139V142L21 144V145H25L26 147L25 148H22V146L20 145V147L21 148H16L15 147V144L16 143H14L15 142V138H18V136L17 137H14V133H12ZM76 131V130H75ZM109 131H110V133H109ZM133 131V132H132ZM161 131V132H160ZM83 132V134L81 135V133ZM98 132V131H97ZM100 132L102 133V131L100 130ZM116 132H120V131H116ZM142 132H144L145 134H147V136H148V133H149V137H147V136H145V138L147 139H144V140H146V144H144V141H143V139H142V135H141V133ZM148 132V133H147ZM151 132V133H150ZM207 132V133H206ZM210 132V133H209ZM229 132H234L233 133V135L232 134H230ZM237 132V133H236ZM6 133V134H5ZM58 133V132H57ZM76 133V132H75ZM144 133H143V138H144ZM166 133V134H165ZM187 133H189V134H187ZM211 133H213V134H211ZM221 133V132H220ZM228 133L230 134V136H228ZM251 133V134H250ZM254 133H255V135H254ZM261 133V134H260ZM109 134V135H108ZM184 134V135H183ZM79 135H81V136H79ZM87 135V136H86ZM93 135H94V137H93ZM158 135V136H157ZM190 135V136H189ZM251 135V136H250ZM29 136V137H28ZM74 136H75V134H74ZM73 136V137H74ZM101 136H102V138H101ZM156 136V137H155ZM178 136V137H177ZM200 136V137H199ZM203 136V137H202ZM259 136H262V137H259ZM37 138V139H34V140H38V138H41V139H44L43 140V142L42 141H40V144L38 145V148H35V144H34V140L32 141V139L33 138ZM72 137V138H73ZM105 137V138H104ZM163 137V138H162ZM191 138V139H188V138ZM202 137V138H201ZM214 137V138H215ZM225 137V138H224ZM238 137V138H237ZM257 137H259L260 139H258ZM30 138V139H29ZM54 138V139H53ZM77 138V137H76ZM107 138V139H106ZM160 138V139H159ZM176 138V139H175ZM218 138V137H217ZM224 138V139H223ZM249 138L250 139H254V138H256V139H254L255 141H257V139L259 140V142L257 141L256 143H255V141H253L254 143H252L251 141V145L247 142V144L246 145H248L249 144V146L247 147L249 150H248V152H246V151H242L243 153H245L246 152V154H244L243 156H240L239 154H240V152L241 151H239V154H237V153H235L234 152V156L232 155V153H230L231 155H227V154H229V153H226V155L223 153V152H228L227 150H225L226 148L228 149H230V147H232V146H234V144L232 143V146H231V144H230V147H229V145H228V142H230L231 140H235L236 141V143L235 144H237L238 145V148H240L239 147V145L240 144H243L244 143V145H241L242 147L243 146H245V142L244 141H249ZM19 139V138H18ZM18 139L16 140V141H18ZM46 139V140H45ZM149 139V140H148ZM154 139V140H153ZM188 139V140H187ZM203 139V140H202ZM206 139H208V140H206ZM220 139V138H219ZM263 139V140H262ZM5 140V141H4ZM11 140V141H10ZM20 140V139H19ZM31 140V141H30ZM65 140V141H64ZM64 140H61L62 141V143H64L65 142V144L64 145H68L67 147L66 146H64L63 144V147L66 149V152L69 150V153H70V155H71V151H70V147L73 145V144H76V143H78L77 141L76 142H71L70 144H72V145H70V147H69V144H67L68 142H66V139H64ZM73 139H71V141H72ZM81 141H82V138L80 139ZM79 140V143H81V141ZM96 140V141H95ZM102 140V141H101ZM110 140V141H109ZM115 140V141H114ZM158 140V141H157ZM181 140V141H180ZM186 140V141H185ZM197 140V141H196ZM204 140H206L205 142H203ZM218 140V139H217ZM228 140H230V141H228ZM46 141V142H45ZM60 141V140H59ZM61 141L59 142V144L61 145ZM67 141H70V140H67ZM108 141V142H107ZM130 141H131V143H130ZM134 141V142H133ZM177 141V142H176ZM215 141V140H214ZM214 141H212V142H214ZM226 141V142H225ZM228 141V142H227ZM33 142V143H32ZM90 142H93V143H90ZM112 142V143H111ZM153 142V143H152ZM183 142V143H182ZM211 142V141H210ZM208 143V144H211V143ZM218 142V141H217ZM232 142H234V141H232ZM78 143V144H79ZM83 143V142H82ZM117 143V144H116ZM130 143V144H129ZM140 143H143V144H141L140 145ZM157 143V144H156ZM205 143V144H206ZM262 143V144H261ZM33 144V145H32ZM56 145V147L57 146H60V145ZM91 144V145H90ZM101 144V145H100ZM137 144L139 145L136 149H134V150H132V148H134V145H136L137 146ZM175 144H178V145H175ZM183 144V145H182ZM188 145V146H191V145ZM255 144V145H254ZM257 144V145H256ZM24 145H23V147H24ZM61 145V146H62ZM116 145V146H115ZM130 145L132 146V148H131V150L129 151V148H130ZM193 145V144H192ZM202 145H204V144H202ZM32 146H34L33 148H35V149H33L32 150ZM37 146V145H36ZM44 146V147H43ZM74 146V145H73ZM72 146V149L74 150V148H76V146H74L73 147ZM96 148H95V147ZM98 146V147H97ZM104 146H106V147H104ZM111 146V147H110ZM149 146V147H148ZM179 146V147H178ZM182 146V147H181ZM193 146H196L195 144L193 145ZM192 146V147H193ZM201 146V145H200ZM228 146V147H227ZM69 147V148H68ZM78 147V146H77ZM91 147H92V150H91ZM148 147V148H147ZM153 149H152V148ZM235 147V146H234ZM2 148V149H1ZM62 148V147H61ZM68 148V149H67ZM79 148V147H78ZM78 148H76L77 150H78ZM100 148V149H99ZM195 148H197V147H195ZM195 148H192V149H195ZM219 148V150H217ZM221 148V149H220ZM224 148V149H223ZM237 148V147H236ZM245 148V147H244ZM244 148H242V149H244ZM247 148L245 149V150H247ZM16 149V150H15ZM42 149V150H41ZM57 149H59V147L57 148ZM64 149V150H65ZM191 149V150H192ZM222 149H223V152H221L222 151ZM53 150H51V151H53ZM190 150V148L189 149H187V152ZM37 151V152H36ZM58 151H60V150H58ZM61 151H63V150H61ZM79 151V150H78ZM81 151V150H80ZM85 151V150H84ZM82 152V153H86V152ZM134 151V152H133ZM150 151V152H149ZM152 151V152H151ZM182 151H184V152H182ZM23 152V153H22ZM66 152L64 151V152H59V155H60V153H61V157H63V153L64 154H66ZM92 152H90V153H92ZM103 152L105 153V154H103ZM109 154H108V153ZM123 152H125L124 150H123ZM128 152H130L129 154H128ZM132 152V153H131ZM137 152V153H136ZM180 152V151H179ZM178 152V153H179ZM192 152V151H191ZM215 152V150L213 151V153ZM241 152V153H242ZM48 153H50L49 155H47L48 157L50 156V159H48L45 155L46 154H48ZM69 153L67 154V155H69ZM122 153V152H121ZM186 153V152H185ZM26 154V155H25ZM88 154V153H87ZM132 154V155H131ZM187 154V153H186ZM189 154H190V152H189ZM224 154V155H223ZM237 154V155H236ZM263 154V155H262ZM8 155V156H7ZM66 155V156H67ZM69 155V156H70ZM84 155V154H83ZM88 155H90L91 157L93 156V157H95L94 155H97V158L99 157V155L96 153H94V155H92V154H88ZM117 155H114L115 157L117 156ZM121 155V156H120ZM157 155H158V157H157ZM240 157H239V156ZM242 155V154H241ZM249 155V156H248ZM261 155V157H259ZM25 156V157H24ZM60 156H59V158H60ZM69 156H67V159L66 160H68V157ZM81 156H82V154H81ZM157 158H156V157ZM179 156H180V154H179ZM187 156H189V155H187ZM206 156V158H208V159H210L209 157H207ZM236 156H238V158L236 157ZM245 156H247L246 158H245ZM44 157V158H43ZM58 157V156H57ZM93 157L91 158V159H93ZM120 157H121V160H120ZM149 157V158H148ZM219 157V158H218ZM235 157V158H234ZM254 157H255V159H254ZM258 157L260 158V159H258ZM23 158H26L27 159V161H26V159H23ZM66 158V157H65ZM71 158V157H70ZM69 158V159H70ZM73 158V157H72ZM71 158V159H72ZM86 157H84V156H82V158H81V160L83 159L84 160V162L85 163H88L89 162V159H87L88 161H86V159H85ZM87 158H90L89 156L87 157ZM158 158H159V160H158ZM206 158L204 159V162H206V161H208V160H206ZM225 158V159H224ZM251 158V159H250ZM47 159V160H46ZM95 159V158H94ZM93 159V160H94ZM113 159H115V160H113ZM122 159H123V161L124 162H127V164L125 165L126 166V168H125V166H121V164H122ZM127 160V161H125V160ZM130 159V160H129ZM156 159V160H155ZM177 159H178V157H177ZM181 159H184L183 157H181ZM188 159V158H187ZM254 159V160H253ZM50 160V161H49ZM66 160L64 159V162L62 161V163L61 162H59L60 160H58L57 158H56V164L55 163H51V165L52 166H54V165H57V161H58V164H60L59 165V167L61 168L62 166V164L64 163V165L66 166V168L67 167H69L70 166V160L69 161H67L66 162ZM96 160V159H95ZM100 160V159H99ZM105 160V161H106ZM120 162H119V161ZM129 160V161H128ZM158 160V161H157ZM206 160V161H205ZM248 160V161H247ZM257 162H256V161ZM12 161V162H11ZM24 161H26V165L28 166V168L26 167V165H24L23 163H24ZM32 161V162H31ZM46 161V162H45ZM104 161V160H103ZM115 161V162H114ZM178 162L179 161H181L180 159L179 160H177ZM177 161H176V164H177ZM184 161V160H183ZM186 161V160H185ZM217 161V162H218ZM255 161V162H254ZM18 163V167L19 168H15V164L17 165V163ZM69 162V163H68ZM123 162V163H124ZM156 162V163H155ZM182 162V161H181ZM202 163V161H201V163L205 166V167H208L209 166V170L211 171V172H213L210 168H212V167H214V171L215 170H217V169H219L218 167L220 166H218V164H217V166L218 167H216L217 169H215V166H210V165H208L207 163H210V162H206V164L208 165H206L205 163ZM229 164H228V163ZM244 162H246L245 164H244ZM248 162V163H247ZM19 163L21 164H23L24 165V168H22V169H24V170H22L21 169V167H20V165H19ZM118 163H120L119 165H118ZM219 163V162H218ZM234 163V164H233ZM236 163H237V166L238 167H236ZM240 163V164H239ZM41 164V165H40ZM68 166H67V165ZM72 164V163H71ZM125 164V163H124ZM156 164L158 165V166H156ZM184 164V167L186 166L185 165V162L183 163ZM200 164V163H199ZM250 164V163H249ZM249 164L247 165V166H249ZM38 165V166H37ZM64 165H63V168H65L64 167ZM73 165V164H72ZM102 165V166H101ZM141 165V166H140ZM143 165V166H142ZM172 165V166H171ZM182 165V164H181ZM180 165V166H181ZM202 165V166H203ZM235 165V168L233 167ZM98 166V165H97ZM96 166V167H97ZM98 166V167H99ZM123 167V168H121V170L123 169L125 172H123V171H120V167ZM165 166V167H164ZM180 166H178L177 165V167H180ZM183 166V165H182ZM246 166V168H245V170H247V168H248V170H250L251 169V166L250 167H247ZM25 167L27 168V169H25ZM51 167V166H50ZM57 167V166H56ZM72 167V166H71ZM109 167V166H108ZM204 167V168H205ZM14 168V169H13ZM59 168V169H60ZM101 168V169H102ZM142 168V169H141ZM180 168V169H181ZM262 168V169H261ZM38 169V170H37ZM56 169L57 168H55L54 169V167H52V169H51V171L53 170V172H55L56 171ZM176 169V168H175ZM179 169V170H180ZM181 169V170H182ZM206 169V168H205ZM228 169V170H227ZM244 169V168H243ZM33 170V171H34ZM46 170H47V168H46ZM45 170V171H46ZM91 170H93V169H91ZM96 170H98V168H95V170H93V172L94 171H96ZM109 170V172H110V169H108ZM113 170H114V168H113ZM231 170V169H230ZM236 170V169H235ZM239 170V169H238ZM16 171V172H15ZM44 170L42 171V172H45ZM50 171V170H49ZM50 171V172H51ZM67 171L69 172V171H71V168L70 169H66V173H67ZM100 171L101 170H99V173H100ZM107 171V170H106ZM105 171V172H106ZM111 171H112V169H111ZM207 171V170H206ZM222 171V170H221ZM231 171H233V170H231ZM260 171V172H259ZM15 172V173H14ZM28 172V171H27ZM37 172H36V174H37ZM86 172V173H85ZM89 172V173H88ZM91 172L92 171H89L88 169L86 170V171H84L83 172V174L81 175L80 173H82V171L80 172V173H78V176L81 178V180H86V179H88L90 176H91ZM108 172V173H109ZM134 172V173H133ZM179 172V171H178ZM215 172H217V171H215ZM219 172V171H218ZM243 172H244V170H243ZM11 173V174H10ZM35 173V172H34ZM101 173H103L102 171H101ZM107 173V174H108ZM114 173V172H113ZM136 173V174H137ZM159 173V174H158ZM162 173V174H161ZM175 173H176V171H175ZM223 173V174H224ZM229 173H231L230 171H229ZM6 174V175H5ZM27 174H29V173H27ZM177 174V173H176ZM217 174H219V173H217ZM260 174H262V176L260 175ZM18 174H16L15 176H17ZM26 175V174H25ZM23 176V179H24V177H26V176ZM37 175V177L39 178V176ZM44 175V174H43ZM42 175V176H43ZM51 174H49L48 176H50ZM68 175H70L69 173L68 174H66V177L68 176ZM81 175V176H80ZM87 175H89V176H87ZM129 175V176H128ZM221 175H222V173H221ZM231 175V176H230ZM19 176H21L22 177V174L21 175H18V177ZM29 176H31V179L34 177L35 178V180H36V175L35 176H33L32 177V175H29ZM28 176V177H29ZM45 176V178L43 177H41L40 179H39V183L37 184V182L35 181V184H37L36 186H38V187H36V188H38V190L37 191H35V189L33 190V192H31L30 191V193L29 192H25L26 193V195L25 196H23L25 199L27 198V199H29V198H33L35 195L36 196H39V195H42V196H44V195H47V193H48V191L50 190V186H51V184H52V182H51V180H52V178H51V180L49 179L50 177H46V175H44ZM97 176V175H96ZM96 176H94V177H96ZM156 176H158V177H156ZM1 177V176H0ZM2 177V178H3ZM16 178V179H19V178H21V177H19V178ZM51 177H52V175H51ZM68 177H72V175L71 176H68ZM77 177V176H76ZM92 177V176H91ZM103 176H101V178H102ZM170 177V178H169ZM8 178V177H7ZM65 177H63V179H64ZM67 178V179H65L66 181H61V185H62V187H65L66 186V183H69L72 187L75 185V183H76V187L74 186V189H72V187H69V190H70V188H71V190H74V192L78 189V188H81V187H78V185H79V183H77V180H78V178H77V180L76 179H73V178ZM75 178V177H74ZM101 178H99L100 179V181H96V180H98V178L97 179H95V178H93L92 177V181L94 182V184L95 185H97L98 186V184L97 183H99L100 185V187H101ZM143 178H145V179H147V180H145V179H143ZM172 178V179H171ZM230 178V179H229ZM4 179V178H3ZM1 180V178H0V180H1V182H5L6 180L4 179V180ZM22 179V178H21ZM26 179H27V177H26ZM30 179V178H29ZM44 179V180H43ZM46 179V180H45ZM127 181H126V180ZM136 179V177L134 178V180ZM168 179H169V181L171 182V180H173V182H171V183H169V181H168ZM171 179V180H170ZM234 181H233V180ZM80 180V181H81ZM91 180V179H90ZM123 180V181H122ZM143 180V181H142ZM176 180V181H175ZM213 180H215V181H213ZM31 181H33V180H31ZM55 181V180H54ZM74 181V182H73ZM89 181V180H88ZM96 181V182H95ZM103 181H104V179H103ZM102 181V186H104V182ZM126 181V182H125ZM151 181V182H150ZM153 181H155L154 183L157 185V186H153L152 184H153ZM178 181H180V182H178ZM191 181V180H190ZM203 181V182H204ZM0 182V184H2ZM3 182V183H4ZM34 182V181H33ZM60 182V181H59ZM78 182H79V180H78ZM85 182H87V181H85ZM84 182V183H85ZM178 182V183H177ZM182 182V183H181ZM204 182V183H205ZM218 182V183H217ZM262 182H263V184H262ZM72 183H74V185H72ZM191 183V182H190ZM202 183V182H201ZM206 183H205V185H203V187H205L206 186ZM235 183V182H234ZM56 184H59L60 185V183H56L55 182V185ZM69 184H68V186H69ZM81 184V183H80ZM209 184V185H208ZM207 185L208 186H206V187H211V184L210 183H208ZM49 185V186H48ZM60 185V186H61ZM110 185V186H111ZM117 185H119L118 187H117ZM127 185V184H126ZM137 185V186H136ZM163 185V186H162ZM199 185V184H198ZM200 185H202V184H200ZM262 185V186H261ZM43 186V187H42ZM68 186H66L65 187V189H68L67 187ZM98 186V187H99ZM146 186V187H145ZM193 186H194V184L192 185V189H193ZM236 185L234 184L233 185V187H235ZM52 188H53V186H51ZM56 187H57V189H58V186L56 185ZM78 187V188H77ZM86 187V186H85ZM118 189H117V188ZM139 187V188H138ZM172 187V188H171ZM195 187V186H194ZM198 187V186H197ZM215 187V186H214ZM51 188V189H52ZM75 188H77L76 190H75ZM121 188V189H120ZM153 188V189H152ZM161 188L159 189V190H161ZM166 188V191L164 190ZM232 188V187H231ZM47 189H49V190H47ZM61 189V188H60ZM113 189H115V190H113ZM152 189V190H151ZM168 189V190H167ZM171 189V190H170ZM174 189V191H172ZM185 189V188H184ZM255 189V190H254ZM10 190V189H9ZM63 190V189H62ZM69 190H68V192H69ZM71 190H70V192H71ZM120 190V191H119ZM145 190H146V192H145ZM230 190V189H229ZM262 190V191H261ZM6 191V190H5ZM5 191L3 192V194H2V198H4V203H2L3 205H0L1 207H0V210L1 209H5L6 207H5V205H6V203L5 202H9V203H11V202H13V201H11L12 199H13V197H16L17 195H19V196H21V193L20 194H17L16 196H13L12 195V193H10L9 191H6L7 193H5ZM11 191V190H10ZM60 191V190H59ZM121 191H122V193H121ZM211 191V190H210ZM221 191H219V192H221ZM239 191V192H238ZM12 192H13V190H12ZM15 192V191H14ZM67 192V193H68ZM73 191L70 193V194H72V193H74ZM129 192V193H128ZM180 192V191H179ZM209 192V191H208ZM224 192V193H223ZM62 192H60V194H61ZM66 193V192H65ZM64 193V191H63V193L61 194V197H63L64 195H66ZM137 193V194H136ZM166 193V194H167ZM206 193V192H205ZM204 193V195H206ZM213 193V192H212ZM229 193V192H228ZM247 193V194H246ZM257 193V194H256ZM50 193H48V195H49ZM64 194V195H63ZM69 194V193H68ZM121 194V196H119ZM127 194L129 195V194H131V197H128L127 196ZM175 194V193H174ZM223 194V195H222ZM22 195H24V194H22ZM97 195V194H96ZM230 195V194H229ZM249 195H251V200H253V198L254 199H256L257 201V203L255 202L254 204L253 203H251V202H249V200L250 199H248L247 200V196L249 197ZM36 196H35V198H36ZM41 196V198L40 199H44L43 197ZM80 196H82V197H80ZM106 196V197H105ZM252 196H253V198H252ZM18 197V196H17ZM16 197V198H17ZM29 197V198H28ZM45 197V196H44ZM60 197V199L59 200H61L62 198ZM145 197H146V195H145ZM206 197V196H205ZM205 197L202 199V202L203 201H206V200H204L205 199ZM216 197V198H215ZM229 197V196H228ZM227 197V198H228ZM232 198H234L235 200H237L235 197H233V196H231ZM239 197V198H238ZM34 198V199H35ZM45 198H48L47 196L45 197ZM144 198V197H143ZM227 198H226V200H227ZM230 198V197H229ZM258 198V199H257ZM15 199V198H14ZM97 201H96V200ZM105 199H106V201H105ZM145 199V198H144ZM234 199H232V200H234ZM19 200V199H18ZM16 201L17 203H19L20 201ZM141 200H142V197H141ZM140 200V201H141ZM177 200V199H176ZM250 200V201H251ZM23 201H24V199H23ZM22 201V202H23ZM199 201H200V199H199ZM22 202H20V203H22ZM24 202H26V201H24ZM23 202V203H24ZM29 202H30V199H29ZM120 202V200H118V203ZM129 202V203H130ZM139 202V201H138ZM235 202V201H234ZM238 202H236V203H238ZM243 202V203H242ZM254 202V201H253ZM9 203H7L8 205H9ZM116 203H117V201H116ZM207 203V204H206ZM212 203V204H211ZM69 204V205H68ZM175 204V205H174ZM205 204H206V206H205ZM246 204V205H245ZM108 205V204H107ZM114 205H116V204H114ZM114 205H112V206H114ZM178 205V206H177ZM192 205H194V201H193V204ZM226 205V206H225ZM251 205V206H250ZM60 206V207H59ZM69 206V207H68ZM101 205H100V203H99V206L98 207H100ZM180 206V207H179ZM200 206H201V208H200ZM211 206V207H210ZM240 206V207H239ZM89 207H90V209H89ZM180 209H179V208ZM224 207V208H223ZM84 208V209H83ZM198 208H200V209H198ZM214 208V209H213ZM257 208V209H256ZM93 209H95V208H93ZM92 209V210H93ZM194 209V208H193ZM207 209H208V211H207ZM223 209V210H222ZM226 211H225V210ZM264 209V208H263ZM96 210V209H95ZM158 210H160V211H162L161 209H158ZM45 211V210H44ZM201 211V212H200ZM222 211H224L225 213H226V215L225 216H222L221 217V214L223 215L224 213H222ZM48 212H50V211H48ZM85 212V213H84ZM95 212H97V211H95ZM107 212V211H106ZM106 212H104V213H106ZM153 212H154V210H153ZM152 212V213H153ZM192 212V214H190ZM212 212V213H211ZM221 212V213H220ZM14 213V212H13ZM44 212H41L40 214H43ZM46 213V212H45ZM79 213H78V215H79ZM93 213V212H92ZM98 213L100 214V216H102V215H104L105 216V214H101L100 213V209H99V211H98ZM119 213V212H118ZM116 211H114V212H112L111 213V216H107V218L106 217H103V219L102 220H104V218H105V220L107 219H109V220H111V222L110 223H112V225L114 226V228H112L113 229V231H115V229H116V224L115 223H118V225L119 226H122L123 227V224H124V227L126 226V224H128V227L130 226L129 224L132 222V220L133 219H130L131 220V222H129L128 220H127V218H125V214L124 215H122V216H118L119 214H118ZM151 213V212H150ZM151 213V214H152ZM160 213L161 212H159V211H157L156 210V214H154L153 216H152V218L154 219V220H152V218H150L149 219V217H150V215H148L149 217H147L146 219H144L145 221H143V220H141V221H143L144 223L146 222V225H147V223L148 224H150V222H148V221H151V222H154V221H157L158 222V218H160V216H162L163 214H164V212H162L161 213V215H160ZM194 213H195V215H194ZM230 213V214H229ZM253 213V214H252ZM37 214V213H36ZM34 215V216H37V215ZM46 214H48V213H46ZM50 214V213H49ZM55 214V215H54ZM93 214H95V213H93ZM115 214V215H114ZM116 214H118V215H116ZM121 214H122V212H121ZM120 214V215H121ZM174 214V216H172V215ZM218 214V215H217ZM256 214H257V217H256ZM8 215H10V213L8 214ZM14 215L15 214H12V218L11 219H13V217H14ZM96 215V214H95ZM98 215V214H97ZM128 215V214H127ZM127 215H126V217H127ZM176 215V216H175ZM187 215V217H185ZM197 215V216H196ZM213 215V216H212ZM38 216H40V215H38ZM38 216H37V218H38ZM45 215H43V217H44ZM74 216V215H73ZM72 216V217H73ZM82 216V215H81ZM124 216V217H123ZM129 216V215H128ZM15 217H16V215H15ZM41 217V216H40ZM46 217V216H45ZM69 217V216H68ZM67 217V218H68ZM71 217V216H70ZM84 217H86V216H83V218ZM94 217V216H93ZM115 217V218H114ZM163 217V216H162ZM161 217V218H162ZM172 217V218H171ZM174 217V218H173ZM197 217V218H196ZM208 217V218H207ZM212 217V218H211ZM225 217V218H224ZM36 218V220H38L39 221V219H37ZM83 218H82V220H83ZM87 218V217H86ZM100 218V217H99ZM131 218H132V216H131ZM170 218V219H169ZM184 218H186V220L187 221H185V219ZM214 218V219H213ZM218 218V219H217ZM220 218V219H219ZM255 218V219H254ZM9 219V218H8ZM14 219H16V218H14ZM13 219V220H14ZM33 219H35V218H33ZM57 220V222L55 223V222H52V221H54V220ZM64 219V218H63ZM92 219V218H91ZM94 219H96V220H94ZM94 219H92V221L91 222H89L88 224L86 223H84V221L81 223V224H79L78 226L81 228V226H85L86 225V228L84 227L83 229H88V231L90 232V231H92V233L93 234H96V237L95 238H97L100 234H102V230L100 231V228H102L101 227V224H102V222H101V219H98V217H95ZM148 219V220H147ZM156 219H158V220H156ZM181 219V220H180ZM183 219V220H182ZM195 219V220H194ZM221 219H225L226 221H221ZM41 221H42V217H41V219H40ZM55 220V221H56ZM59 220V221H60ZM85 220V219H84ZM87 220V219H86ZM98 220H99V222H98ZM147 220V221H146ZM192 220V221H191ZM218 220V221H217ZM231 220H233V222H234V224H233V226L234 225H236V226H238V227H241V229L240 228H236V227H233L232 226V221ZM263 220V219H262ZM10 221V220H9ZM17 221V220H16ZM95 221H97V222H95ZM129 222V223H126V222ZM173 221V222H172ZM209 221V222H208ZM264 221V220H263ZM12 222V221H11ZM63 222V223H62ZM80 221H78V222H76V224H78ZM105 222V221H104ZM103 222V223H104ZM176 222V223H175ZM215 222V223H214ZM230 222V223H229ZM259 222H262V221H259ZM258 222V223H259ZM13 223H15V222H13ZM12 223V224H13ZM61 223V224H60ZM66 225H65V224ZM70 223V224H69ZM74 223V222H73ZM107 224H109V222L107 221L106 222ZM139 223H141L140 221H139ZM143 223V226H145V224ZM219 223H222V224H219ZM262 223H264V222H262ZM262 223H259L258 224V226L259 227H263V226H261V224ZM19 224V225H18ZM56 224V225H55ZM60 224V225H59ZM76 224L74 225V226H76ZM83 224V225H82ZM105 224V223H104ZM106 224V225H107ZM182 224H184V225H182ZM14 226H15V224H13ZM23 225V224H22ZM52 225V226H51ZM81 225V226H80ZM111 225V224H110ZM117 225V227H119ZM190 225H192L191 227H190ZM262 225H264V224H262ZM41 226V227H40ZM58 226V227H57ZM60 226V227H59ZM66 226V227H65ZM76 227L77 229L79 228V227ZM92 226V227H91ZM105 226V225H104ZM141 226H142V224H141ZM187 226H189V229H188V227ZM199 226V225H198ZM204 226H202V227H204ZM64 227L65 228H67V230H65L64 229ZM95 227V228H94ZM127 226H126V228H128ZM72 228V229H71ZM93 228V229H92ZM126 228L124 229V230H126ZM236 228V229H235ZM12 228H10V230H11ZM15 229V230H16ZM90 229V230H89ZM111 229V230H112ZM119 229H121V228H119ZM186 229H188L189 231L188 232H186L187 230ZM208 229V230H209ZM234 229V230H233ZM58 230V231H57ZM76 230V229H75ZM107 230V229H106ZM109 230V233L111 234V232H110V229H108ZM215 230V229H214ZM220 230H221V228H220ZM70 231H68V232H70ZM74 231V230H73ZM100 231V232H99ZM112 231V232H113ZM120 230H118L117 231V229H116V233L113 235V237H111V239H108L107 237L108 236H110V235H106V238L108 239L107 240V242L105 243V241H104V243H102V244H105L104 245V247H103V245H102V248H99V247H97L98 246V244H92V242H91V240H90V242H89V244L86 242V244H85V247H84V245H83V248L81 247L80 248V246H82L81 244L79 245V247L78 246H70L69 245V249H68V251L70 252L71 251V253H72V255H73V258L71 257V261L70 262H68L69 264H76V262L75 261H77V260H74V256L75 257H77V255L78 256H80V254H81V256H84V253H86L85 251H87L86 249H90V250H88L89 251V253H91L92 251H93V255H89V264H92V263H94V262H92L93 260H92V258L94 259V258H96V259H98L99 261H102V263L104 262V264L106 263L105 262V259H108V258H112L111 259V261L112 260H114L113 258H115V257H119V255L121 256L122 254H124L122 257H124L123 259H121L122 261L124 260H126V258H125V252L124 251H127L128 249L129 250H131V247H130V245L129 246H125V245H127V239H128V237H129V233L126 235V232L124 231V232H122V233H124V234H122V233H117V232H119ZM121 231H123V230H121ZM120 231V232H121ZM126 231H128V229L126 230ZM211 231V230H210ZM9 232V233H10ZM32 232V233H31ZM39 232V233H38ZM98 232H99V235H97L98 234ZM104 232V231H103ZM105 232H108V231H105ZM208 232V231H207ZM236 232V233H235ZM50 233H53V238L54 239H51L52 237L50 236V239L51 240H53V242H54V240L56 241L55 242V244L54 243H51L52 241L50 240V242H48L46 239L47 238H49L47 235L49 234L50 235ZM92 233H91V235H92ZM152 233V234H151ZM205 233V234H204ZM203 233V235L202 236H204V237H206L207 238V236H206V232H204ZM31 234H33L34 236H32ZM106 234V233H105ZM244 234V235H243ZM36 235V236H35ZM39 237H38V236ZM44 235V236H43ZM52 235V234H51ZM104 235V234H103ZM103 235H100V236H103ZM146 235V234H145ZM169 235H174V237H177V239L179 238V241L178 242H176V238H174L173 237V239H174V243H172V241H171V238H169L170 240H168V236ZM234 235V236H233ZM246 235V236H245ZM5 236H6V234H5ZM21 236H23V237H21ZM64 236V237H63ZM166 238H165V237ZM170 236V237H171ZM262 238H261V237ZM31 237H33V238H31ZM47 237V238H46ZM146 237V236H145ZM148 237H146V238H148ZM161 237H162V239H161ZM246 237V238H245ZM4 238H6V237H4ZM28 238V239H27ZM38 238V239H37ZM92 238H93V236H92ZM104 238H105V235H104ZM110 238V237H109ZM152 239V240H153ZM166 239V240H165ZM232 239V240H231ZM242 239H244V240H242ZM247 239V240H246ZM251 241H250V240ZM263 241H262V240ZM29 240V241H28ZM94 240V239H93ZM148 241H149V239H147ZM153 240V241H154ZM163 242H162V241ZM185 240V239H184ZM211 240V239H210ZM95 241V240H94ZM116 241H118V243L120 242L121 243V246H116V247H118V248H116L115 246H114V243H116V245H117V242ZM131 241V240H130ZM153 241H151L150 243L153 245V246H156V244L155 243H153ZM160 241V242H159ZM185 241H187V238H186V240ZM184 241V242H185ZM214 241V240H213ZM242 241H246L247 243H248V246L247 247H245V245L243 246V245H241L242 247H240V244H241V242ZM250 241V242H249ZM29 242V243H28ZM63 242V241H62ZM127 242V243H126ZM162 242V243H161ZM175 242H176V244H175ZM18 243V244H17ZM34 243V244H33ZM59 243H61V242H58V244ZM76 243H78V242H74V244H72V245H78V244H76ZM85 243V242H84ZM98 243V242H97ZM134 243V242H133ZM172 243V244H171ZM186 243V242H185ZM184 243V244H185ZM71 244V243H70ZM100 244V243H99ZM136 244V243H135ZM134 244V245H135ZM155 244V245H154ZM157 244V245H158ZM171 244V245H170ZM245 244V243H244ZM22 245V246H21ZM47 245V246H46ZM86 245H88V248L86 247ZM97 245V246H96ZM205 245V244H204ZM220 245V246H219ZM249 245H250V247H249ZM43 246V247H42ZM53 246V247H54ZM59 246V245H58ZM62 246V245H61ZM136 246V245H135ZM201 246H203V245H201ZM56 247V246H55ZM60 247V246H59ZM71 247V248H70ZM124 247V248H123ZM127 247H128V249H127ZM137 247H138V244H137ZM164 247H161V248H164ZM249 247V248H248ZM99 248V249H98ZM116 248V249H115ZM136 248V247H135ZM135 248L133 247V249L135 250ZM155 248H157V246L155 247ZM220 248V249H219ZM229 248V249H228ZM239 248H241V249H243V248H245L243 251H240L239 252ZM0 249V250H1ZM14 249V250H13ZM23 249H22V251H23ZM38 249V250H37ZM59 249V248H58ZM125 249V250H124ZM127 249V250H126ZM137 249V248H136ZM198 249V248H197ZM240 249V250H241ZM36 250V251H35ZM48 250V251H47ZM52 250H56V248L55 249H52ZM75 250V251H74ZM107 250V251H106ZM128 250V251H129ZM214 252H213V251ZM235 250V251H234ZM21 251V250H20ZM27 251H28V249H27ZM91 251V252H90ZM116 252V254H115V252ZM200 250L198 249L196 252H198V253H201V251L199 252ZM216 251V252H215ZM19 252V251H18ZM18 252L16 253V254H18ZM30 252V251H29ZM74 252V253H73ZM119 252H120V254H119ZM124 252V253H123ZM130 253H132L131 251H129ZM129 252H127L128 254H130ZM190 252V251H189ZM189 252H187L188 254H189ZM193 252V251H192ZM225 252V253H226ZM237 252V253H236ZM248 252V251H247ZM246 252V253H247ZM264 252V251H263ZM38 253H39V255H38ZM88 253V254H89ZM102 253V254H101ZM186 253V255H188ZM195 253V252H194ZM194 253H192L191 254V257L193 258V256L192 255H195ZM234 253L236 254V255H234ZM241 255H240V254ZM243 253V254H242ZM10 252L9 253H7V256H10ZM15 254V253H14ZM15 254V255H16ZM87 254V253H86ZM119 254V255H118ZM263 254V253H262ZM47 254H45V257H47V258H49V256H46ZM71 255V254H70ZM95 255V256H94ZM104 255V256H103ZM212 255V256H211ZM239 255V256H238ZM264 255V254H263ZM34 256V257H33ZM94 256V257H93ZM126 256H127V254H126ZM184 256H185V254H184ZM182 256L181 258H178V259H175L171 264H186L187 262H190L192 259H190L189 261H188V258L190 257V254L188 255V256ZM262 256V255H261ZM11 257H12V254H11ZM10 257V258H11ZM40 257V258H39ZM43 257V258H42ZM107 257V258H106ZM117 257V258H118ZM209 257V258H208ZM8 258L9 257H7V261H9L8 260ZM9 258V259H10ZM27 258V257H26ZM197 258V259H198ZM230 258V259H229ZM236 258V259H235ZM262 258V257H261ZM6 259V258H5ZM70 259V258H69ZM181 259V260H180ZM11 260H14V259H10V261H9V263H7L5 260V263L4 264H10L11 263ZM32 260V261H31ZM35 260V261H34ZM39 260V261H38ZM55 260V261H54ZM59 260H62V259H60L59 258ZM68 260V259H67ZM66 260V261H67ZM214 260H216V259H214ZM253 260V259H252ZM263 260V259H262ZM42 263H41V262ZM48 261V262H47ZM99 261H97V263L98 264H100L99 263ZM110 261V262H111ZM122 261H120V262H122ZM223 261V262H224ZM254 261H256L255 259H254ZM59 262V264H60V261H58ZM95 262H96V260H95ZM113 263L114 262H117L118 263V261H116V260H114V261H112ZM258 262V261H257ZM257 262H252L251 264H256ZM263 263H264V261H262ZM24 263H26L25 261L23 262V264ZM61 263H65V261L64 262H62L61 261ZM67 263V262H66ZM109 263V262H108ZM112 263V264H113ZM208 263V262H207ZM206 263V264H207ZM262 263V264H263ZM12 264H13V262H12ZM16 264V263H15ZM22 264V263H21ZM78 264V263H77ZM94 264H96V263H94ZM129 264V263H128ZM133 264H135V263H133ZM138 264V263H137ZM140 264V263H139ZM188 264V263H187ZM210 264V263H209ZM224 264V263H223Z\"/></svg>",
  "mask_w": 264,
  "mask_h": 264
},
{
  "label": "bare ground",
  "instance_id": "2",
  "mask_svg": "<svg viewBox=\"0 0 264 264\" xmlns=\"http://www.w3.org/2000/svg\"><path fill=\"white\" fill-rule=\"evenodd\" d=\"M7 1H11V0H0V18H2V19H4L3 18V14H4V12L6 13V11H8V7H9V2L7 3ZM18 1H21V0H18ZM22 1H24V2H22L21 4H25V6H26V4H29V5H27L28 7H30V5L33 3V1L34 0H32V3H31V1L30 0H22ZM47 1V2H46ZM45 1V6H46V8L47 7H49V9L47 10V11H51V10H53V12H57V11H59V13H61L62 12V10H64V5L66 4V3H64L63 4V2H61V5H62V7L60 6V2L58 3V6L60 7V9H59V7H58V9L56 10L55 8H54V6L51 8L50 7V5L52 6V0H46ZM51 1V2H50ZM63 1V0H62ZM72 1V0H71ZM78 1V0H77ZM98 1L99 0H96L95 2H92V3H90L89 1H88V3H90L91 5H87V6H89V7H91V8H93V7H95V9L93 8L92 10H91V8H89V7H86V8H88L87 9V11L86 10H84V11H86V18L84 17L85 15H84V13L82 14V17L79 19V21H81L82 23H83V27H85V29H86V32L85 33H87L86 35H88V38L89 37H91V38H93L92 37V35H95L96 34V36H99L100 38H101V36H102V38H103V36H104V34H105V32H104V29L103 28H105V31H106V27H103L102 26V29L100 28V29H96V28H99V27H97L96 25H100V23L101 24H104V22L102 23V22H97V18H95V17H99L100 15H102V12H101V9H99V8H103V9H105L104 7H106L107 6V3H110L111 1L113 2V0H100L99 1V6H100V4H101V6L102 7H96L97 6V4H98ZM104 1V2H103ZM106 1H108V2H106ZM120 0H115L114 2H116V4H118V2H119ZM128 1V0H127ZM178 1V0H177ZM194 0H189V1H187L188 2V5H191L190 3L191 2H193ZM225 1H227V0H225ZM234 1V0H233ZM245 1V0H244ZM261 2H263L262 0H260ZM29 2V3H28ZM111 2V5H113V3ZM126 2V1H125ZM137 2V1H136ZM154 2H155V0H154ZM153 2V3H154ZM167 2V4L169 3L168 1H166ZM166 2L165 1H163V5H165L166 4ZM173 2V1H172ZM253 2H256V1H253ZM31 3V4H30ZM47 3V4H46ZM104 3H106V4H104ZM120 3H122V0H121V2H119V4ZM149 3V2H148ZM165 3V4H164ZM171 3V2H170ZM169 3V4H170ZM175 3V2H174ZM195 3V2H194ZM231 3H232V1H231ZM242 3V2H241ZM80 4V3H79ZM86 4V3H85ZM138 4V3H137ZM224 4V3H223ZM254 4V3H253ZM257 3H255V5H256ZM259 4V3H258ZM94 5V6H93ZM187 5V8H189V6ZM193 5V4H192ZM225 5V4H224ZM254 5V6H255ZM260 5V4H259ZM22 6V5H21ZM33 6V5H32ZM93 6V7H92ZM114 6V5H113ZM115 6H118V5H115ZM143 5H140V7H138L137 6V8L135 9L134 8V11H133V9H132V11L133 12H130L131 13V15L133 14V16H132V18H134V15H135V17H137V16H142L143 14H144V11L145 10H143L145 7L143 6ZM147 6V5H146ZM23 7H24V5H23ZM28 7H24L25 9H28ZM40 7V6H39ZM182 7V6H181ZM225 7V6H224ZM230 7V6H229ZM239 7V6H238ZM8 8V9H7ZM21 8V10H22V12L23 13H25L26 12V14L24 15L22 12V14L23 15H20V10L19 9H16L15 10V14L16 15H19V16H22L23 18L22 19H24V21L26 20V17L28 16L27 14H28V12H29V10L30 9H28L27 11L24 9V11H23V8L22 7H20ZM32 8V7H31ZM61 8H63V9H61ZM68 8V7H67ZM69 8H71V7H69ZM85 8V7H84ZM98 8V9H97ZM107 8V7H106ZM157 8V7H156ZM186 7L184 8L185 10L187 9ZM193 8V7H192ZM242 8V7H241ZM39 9V8H38ZM43 9V8H42ZM55 9V10H54ZM82 9V8H81ZM102 9V10H103ZM119 9V8H118ZM126 9H127V6H126ZM129 9V8H128ZM248 9V8H247ZM251 9V8H250ZM83 10V9H82ZM121 10V9H120ZM156 10V9H155ZM205 10V9H204ZM252 10V9H251ZM44 11H46V9L44 10ZM69 11V10H68ZM131 11V10H130ZM256 10H254V12H255ZM67 12V11H66ZM109 12V11H108ZM126 12H128V11H126ZM192 12V11H191ZM243 12V11H242ZM129 13V12H128ZM127 13V16H131V15H129ZM160 13H165V12H161V10H159L158 11V13L156 14H153V15H155L154 17H152V18H155L156 17V15L158 16H163V15H161ZM183 13V12H182ZM188 13V12H187ZM257 11L255 12V13H253V12H251V16H253V18H254V16H256L257 14ZM14 14V13H13ZM48 14V16H49V13H47ZM58 14V13H57ZM57 14L55 13V14H50V16L51 17H53V15L55 16H57ZM69 14V13H68ZM98 14H99V16H98ZM142 14V15H141ZM240 14V13H239ZM255 14V15H254ZM5 15V14H4ZM11 15V14H10ZM92 15H96V16H93L92 18H91V16ZM123 15V14H122ZM152 15V16H153ZM178 15H180V14H178ZM12 16V15H11ZM49 16V18L47 17V15H46V19L47 20H45L46 21V26L44 25V26H41V27H43L42 29H43V32L44 31H48L49 33H51V34H55V33H57L56 35H58L59 34V31L60 32H63L62 30L63 29H69L70 27H72V28H70L69 30H71V31H69L70 33H72V30L74 29V28H76L75 27V25H78L79 24V22H78V24H77V22H75L76 21V19H71L72 20V22H73V24H71L70 22H71V20H70V22L67 20V24H64L63 22H61V21H59V22H61V24H57V21H56V24H54L55 23V17H54V19L53 18H51ZM106 16V15H105ZM115 16V15H114ZM121 16V15H120ZM126 15L124 14L123 16H122V20H121V23H122V21H123V18H127V17H125ZM147 16V15H146ZM234 16V15H233ZM239 16H241V15H235L234 16V20L235 21H229L228 23H229V27L230 26H232V24H233V28L232 27H230V30L228 31V32H230V31H232V29L235 31V30H237V33H238V35L239 34H241V35H243V34H245L246 33V26L247 25H244V20H245V16H243L244 18H238ZM264 16V15H263ZM31 17V16H30ZM29 17V20H28V17H27V22L25 23V24H23L24 26H26V28H24V29H22V30H24V32H25V30H26V32L28 31V28H29V26H32L33 24L35 25V26H33V28L31 27L30 29H29V31L30 30H35L36 29V23H35V21L33 20L34 18H35V16H33V13H32V18H30ZM107 17V16H106ZM105 17V18H106ZM159 17V18H160ZM229 17V16H228ZM250 17V16H249ZM6 18V17H5ZM95 18V20H93ZM101 18H102V16H101ZM129 18V17H128ZM128 18H127V20L126 21H128ZM145 18V17H144ZM233 17H231L230 18V20L232 19ZM237 18V19H236ZM251 18V17H250ZM256 18H257V16H256ZM34 21H32V20ZM38 19V18H37ZM42 19V18H41ZM50 19H52V21L53 22H51L50 21ZM82 19V20H81ZM87 19L88 20H90V22H97V24H93V28L91 27L90 29H89V25H86V24H88L89 22L87 21ZM131 19V18H130ZM129 19V20H130ZM217 19V18H216ZM244 19V20H243ZM246 19H247V17H246ZM255 19V18H254ZM253 19V20H254ZM258 19V18H257ZM12 20V19H11ZM59 20V19H58ZM73 20H75V21H73ZM92 20V21H91ZM99 20V19H98ZM102 20V19H101ZM111 20V19H110ZM125 20V19H124ZM135 20V19H134ZM144 20V19H143ZM178 20V19H177ZM243 21V22H241V21ZM50 21V22H49ZM85 21L87 22V23H85ZM157 21V20H156ZM195 21V20H194ZM227 21V20H226ZM247 21V20H246ZM261 21V20H260ZM58 22V23H59ZM66 22V21H65ZM110 22V21H109ZM178 22V21H177ZM215 22V21H214ZM230 22H231V24H230ZM234 22V23H233ZM13 23V24H12ZM11 23V25L8 23V24H6L5 23V25H4V27H1L2 28V31H1V29H0V34H2V35H0V36H2L1 38H5V35H7V34H9V33H7L8 31H10L9 29H11V32H12V35H15V34H13V32L16 30L17 31V33H16V31H15V33L17 34V36L15 35L14 37L16 38V41H17V43L15 42V47H14V49H15V51L14 50H12L11 52H15V54L16 53H18L19 52V54H30V53H33V51H35V50H37V48H40V46H41V44H40V42H38L37 41V44H34V45H32L33 44V42H36V41H31L30 40V42L27 44V43H25V41H26V39H27V37H29V36H31L32 37V34H33V32L34 31H31L32 32V34L30 35V33L28 32V33H24V34H26L24 37H25V41H23L22 40V35H20V29H21V27H20V24H21V22L20 23H18V26L16 25V24H14V22H12ZM33 23V24H32ZM51 23H53L52 25H51ZM71 24V26H70V24ZM75 23V24H74ZM107 23V22H106ZM116 23L117 24H120V23H118L117 21H116ZM149 23V22H148ZM200 23V22H199ZM224 23V22H223ZM228 23H226V24H224V25H222V23H219L218 21L216 22V25H217V27H216V25H215V29H214V25L212 26L213 28L211 29V30H215L214 31V33L215 34H218V36H219V38H220V40H222L223 38V36H224V34H225V32L229 29V27L227 28V26H228ZM237 23V24H236ZM242 23V24H241ZM247 22H245V24H246ZM264 23V22H263ZM44 24V23H43ZM81 24V23H80ZM90 25H92V23H89ZM123 24H128V22H124ZM150 24V23H149ZM203 24V23H202ZM219 24V25H218ZM234 24H235V26H234ZM262 24V23H261ZM8 25H10V26H8ZM13 25H15L14 27H18V29H19V35H18V30L16 29V28H14V27H12ZM56 25V26H55ZM67 26V28L65 27L64 28V26ZM69 25V26H68ZM74 25V26H73ZM87 27H86V26ZM95 25V26H94ZM122 25V24H121ZM120 25V30L121 29H123L124 30V28H123V26H121ZM226 25V29H225V26ZM243 25H244V28L246 29H244L243 28ZM249 25V24H248ZM252 25V24H251ZM3 26V25H2ZM5 26H7V28L5 27ZM21 26H22V24H21ZM23 26V27H24ZM50 26H51V28H50ZM53 26H55V27H53ZM105 26V25H104ZM140 26V25H139ZM205 26V25H204ZM220 26V27H219ZM222 26V27H221ZM12 27V28H11ZM22 27V28H23ZM28 27V28H27ZM69 27V28H68ZM94 27H96L95 29H94ZM100 27H101V25H100ZM126 27H127V25H126ZM155 27V26H154ZM158 27H159V25H158ZM169 27V26H168ZM234 27H235V29H234ZM237 27H242V28H240V30H238L237 29ZM4 28H6L7 29V31L5 32L4 30H6V29H4ZM14 28V29H13ZM63 28V29H62ZM87 28H88V30L89 31H87ZM113 28V27H112ZM180 28V27H179ZM190 28V27H189ZM196 28H200V27H193V29H192V27H191V30L189 31L190 33L189 34H196L195 36L193 35V36H191V38L193 37H197V38H194L195 40L196 39H199L200 38V36L203 34V31H201L202 29H203V27L202 28H200V31H199V29H197V30H195ZM208 28V27H207ZM264 28V27H263ZM4 29V30H3ZM54 29V30H53ZM155 29V28H154ZM14 30V31H13ZM37 30V29H36ZM51 30H53V31H55V32H53V31H51ZM133 30V29H132ZM184 30V29H183ZM204 31H205V27H204V29H203ZM209 30V29H208ZM224 30V31H223ZM251 30V29H250ZM39 31V30H38ZM74 32H75V29L73 30ZM80 31V30H79ZM90 31H92V33H94V34H91V33H89ZM128 32H129V29L127 30ZM172 31V30H171ZM191 31L192 32H194V33H191ZM221 31V32H220ZM234 31H232L233 32V35L234 34H236L237 35V33H234ZM23 32V31H22ZM21 32V34H23ZM53 32V33H52ZM108 32V31H107ZM117 32H122V30L121 31H117ZM155 32V31H154ZM165 32H167V31H165ZM196 32V33H195ZM202 32V33H201ZM210 32V31H209ZM212 32V31H211ZM227 32V33H228ZM236 32V31H235ZM5 33V34H4ZM64 33H65V31H64ZM104 33V34H103ZM124 34H122V35H125V34H127V33H125V32H123ZM157 33H164V31L163 32H161V29H160V32H158L157 31ZM214 33H212L213 34V37H215V38H217L218 39V37L214 34ZM220 33H222L223 34V36H222V34H220ZM231 33V32H230ZM136 34V33H135ZM221 36H220V35ZM250 34V33H249ZM263 34V33H262ZM60 35V34H59ZM90 35V36H89ZM159 35V34H158ZM167 36H168V33L166 34ZM231 35H232V33H231ZM237 35V36H238ZM241 35H239L238 37H241ZM9 36H10V34L7 36V38H9ZM22 38H21V37ZM65 36H66V34H65ZM78 36V35H77ZM95 36V37H96ZM106 36H107V34H106ZM121 36V35H120ZM127 36H128V34H127ZM164 36H165V34H164ZM203 36H204V34H203ZM202 36V37H203ZM236 36V37H237ZM62 37H64V34H63V36ZM71 37V36H70ZM95 37L93 38V39H95ZM98 37V38H99ZM163 37V36H162ZM235 37V36H234ZM259 37H260V35H259ZM1 38H0V40H1ZM7 38H5V39H2V45H1V43H0V48H1V46H3L4 45V42H6V41H8V39ZM18 38H21V39H18ZM30 38V37H29ZM65 38H67V36L65 37ZM63 39V40H67V39ZM86 38H87V36H86ZM88 38H87V40H88ZM97 38V37H96ZM99 38V40H101ZM154 38H155V43L154 44H156L157 42V40H156V38L158 39V36H155L154 37V35H152V38L151 39H153L154 40ZM168 38H170V37H168ZM176 38V37H175ZM190 38V37H189ZM222 38V39H221ZM233 38V37H232ZM22 40V41H18V40ZM31 39V38H30ZM59 39V38H58ZM150 38H148V40H147V42L145 43V49L146 48H148V46H151V44H153L152 43V40H151ZM165 39H167L166 38V36H165ZM49 40V39H48ZM87 40H85V42L87 43ZM170 40V39H169ZM188 40V38L186 39V41ZM234 40V39H233ZM244 40H245V38H244ZM121 41V40H120ZM120 41H119V46H117L118 48H119V50L117 49V51H118V53L120 54H122V51H123V49L125 48V49H127V48H129L130 47V45H127V44H129V43H127V44H121L120 43ZM255 41V40H254ZM260 41V40H259ZM9 42V41H8ZM51 42V41H50ZM85 42H83V43H85ZM89 42V41H88ZM93 42V41H92ZM145 42V41H144ZM167 42V41H166ZM170 42V41H169ZM169 42H168V44H169ZM221 42H224V40L223 41H221ZM30 43H31V45H30ZM39 43V44H38ZM41 43H43L42 41H41ZM65 43V42H64ZM85 43V44H86ZM95 43V42H94ZM93 43V44H94ZM174 43H176V45H173V48H175V46H177V44H178V41L176 42V41H174ZM173 43V44H174ZM196 43V42H195ZM227 43V42H226ZM264 43V42H263ZM6 44H8L7 42H6ZM71 44V43H70ZM110 44V43H109ZM179 44H181V43H179ZM199 44V43H198ZM225 44V43H224ZM59 45H60V43H59ZM142 45V44H141ZM166 45V44H165ZM170 45V47L172 46L171 44H169ZM182 45H184V44H182ZM211 45V44H210ZM235 45V44H234ZM61 46V45H60ZM73 46V45H72ZM83 46V44L81 45V47ZM85 46V45H84ZM84 46L82 47L83 48V50H86L85 48H84ZM87 46V45H86ZM132 46V45H131ZM143 46V45H142ZM143 46V47H144ZM193 46V45H192ZM249 46V45H248ZM256 46V45H255ZM42 47V46H41ZM71 48V46L70 45H68V46H66L65 47V45H64V49L63 48H61V51H60V53H61V55H62V53H64V54H69V50H70V48ZM136 47V46H135ZM141 47V46H140ZM155 47V46H154ZM182 47V46H181ZM212 47V46H211ZM221 47H223V46H221ZM231 47V46H230ZM253 47V46H252ZM261 47V46H260ZM3 48H4V46H3ZM81 48V49H82ZM113 48H114V46H113ZM133 48V47H132ZM162 48V47H161ZM168 46L166 45V49H167V51L169 52V50H170V48H169V50H168ZM176 48H180V47H176ZM175 48V49H176ZM200 48V47H199ZM210 48V47H209ZM220 48V47H219ZM235 48V47H234ZM244 48V47H243ZM249 48V47H248ZM251 48V47H250ZM63 49V50H62ZM80 49V50H81ZM96 49V48H95ZM100 49H101V47H100ZM150 49H152V48H150ZM231 49V48H230ZM240 49V48H239ZM239 49H236V50H239ZM4 50H6V49H4ZM4 50H2V51H4ZM56 50V49H55ZM55 50L53 51V52H55ZM72 50V49H71ZM139 50H144V49H140L139 48ZM147 50V49H146ZM177 50V49H176ZM208 50V49H207ZM211 50V49H210ZM236 50L234 49V50H232L231 49V51H233L232 53H234V52H236ZM243 50V49H242ZM260 50V49H259ZM126 51V50H125ZM141 51V52H142ZM198 51V50H197ZM220 51V50H219ZM246 51V50H245ZM262 51V50H261ZM57 52H59V51H57ZM71 52V51H70ZM151 52V51H150ZM149 52V53H150ZM166 52V51H165ZM172 52V51H171ZM178 52V51H177ZM176 52V53H177ZM202 52V51H201ZM211 52V51H210ZM3 53V52H2ZM10 53V52H9ZM90 53V52H89ZM127 53V52H126ZM139 53V52H138ZM151 53H153V50H152V52ZM174 53V52H173ZM264 53V52H263ZM15 54H13L12 56H14ZM19 54H16L17 56H20ZM81 54H83V53H81ZM119 54L117 55V58H118V56H119ZM120 54V56L122 57V56H124V55H121ZM134 54V53H133ZM170 55H171V53H169ZM188 54V53H187ZM186 54V55H187ZM221 54V53H220ZM236 54V53H235ZM237 54H238V52H237ZM34 55V54H33ZM48 55V54H47ZM53 55V54H52ZM109 55V54H108ZM167 55V54H166ZM199 55V54H198ZM232 55V54H231ZM24 55H22V56H20V58L18 59V60H20L21 59V57H23ZM64 56V55H63ZM69 56H70V54H69ZM68 55H66L65 57H69ZM72 56V55H71ZM120 56H119V58H120ZM179 56V55H178ZM204 56V55H203ZM239 56V55H238ZM24 57H26V56H24ZM33 57V56H32ZM36 57V56H35ZM47 57V56H46ZM62 57V56H61ZM83 57H85L84 55H80L76 60H78L79 62L77 63V64H73L74 62H72V64L74 65H71L72 67H68L69 69H67L65 66H63V65H61V63L62 62H59V63H57V65L55 66V68L53 69V74L51 75V73H50V75H49V71H46V74L45 73H43V68H41V67H36V65L35 66H33L34 67V69H33V71L30 69V71L28 70V72L30 73V75H29V73H27V75L30 77L31 76V78H32V80H33V83L34 84H38L39 85V83H38V81H36V82H34V80H39V81H42L43 82V87L41 86V85H39V87H41L42 89H40L39 88V90L37 91L38 92V94L39 95H41V96H36V91H33V89L35 88V89H37L36 87L37 86H32L31 85V83H30V85H27L28 87H26V86H20V83H18L19 81H17V83H18V87L16 86V84H14L13 83V78H18V74H20V72H21V70L23 69H19L20 68V66H17L16 67V65H19L20 63H18V62H14L12 65H14V64H16V65H14L15 66V69H14V66H12L11 65V68L13 67V69L14 70H11V71H9V69H8V71H6V72H4L3 74H5L4 76H3V74H2V80H3V77H4V84H5V87H4V85L2 84V82L0 83L1 85V87H4V88H6L7 89V92H9V91H12L13 89V91H12V93H8V94H13L12 96L14 97V99H13V103H12V105H14L15 106V104L16 103H14V100L16 101V97H15V95H17L18 93H19V95L21 96V92L23 91V92H26V91H29V92H31L30 94L33 96V95H35L34 97H37V99L36 98H34V97H32L31 96V98H32V102H31V98H29V99H24V101H23V99H21V100H19V102H18V104H16V106L14 107L13 106V108H15L16 109V111H18L17 112V115L16 114H14L15 115V117H13L14 115H12L11 113H14L15 112V109H13L12 107H11V109H13V110H11V116H10V114H8L7 113V109H6V107H5V105H1L3 102H1L0 103V109H1V111H0V124H1V122H4L3 123V125L4 124H6L8 121H11V120H13V118H15L14 119V121H17L16 120V117H18L19 118V120H20V117H21V115H20V111H21V113H22V111H24L25 110V108H27L28 106L27 105H35L34 106V108L35 107H37V109H41V110H39V112L40 111H42V110H47L48 108L49 109H51L52 108V106H54V104H56L57 102H58V100H57V102H55V99L54 98H52V96L53 95H55V93H60V90L62 91V92H65V90L63 91L62 89H64V81H60L59 79H61V78H66L67 79V77H68V75L69 76H72V75H74V74H77V72L79 73V70L81 69L80 68V66H81V64H79L80 62L82 63L83 61L82 60H85V59H83ZM138 57V56H137ZM136 57V58H137ZM227 57V56H226ZM234 57V56H233ZM240 57V56H239ZM244 57V56H243ZM100 58H102V59H100ZM100 58H98V59H100V60H97L98 62L97 63H100L101 64V62H103V65H105L104 63H105V60H107V59H104L103 57H100ZM116 58V57H115ZM123 58V57H122ZM152 58H154V57H152ZM162 58V57H161ZM168 58H170V57H168ZM176 58V57H175ZM174 58V59H175ZM252 58V57H251ZM16 59V58H15ZM26 59V58H25ZM56 59V58H55ZM66 59V58H65ZM80 59V60H79ZM93 59V58H92ZM95 59V58H94ZM108 59H110V58H108ZM159 59V58H158ZM178 59H180V57L178 58ZM189 59H191V58H189ZM196 59V58H195ZM216 59V58H215ZM11 60V59H10ZM27 60H29V59H27ZM26 60V61H27ZM36 60V59H35ZM52 60V59H51ZM96 60V59H95ZM144 60H146V59H144ZM156 60V59H155ZM176 60V59H175ZM237 60H239V59H237ZM32 61V60H31ZM30 61V62H31ZM70 61V60H69ZM101 61V62H100ZM110 61V60H109ZM108 61V62H109ZM122 61H123V59H122ZM121 60H120V63L122 62ZM174 61V60H173ZM194 61V60H193ZM221 61H222V59H221ZM247 61V60H246ZM258 61H259V59H258ZM264 61V60H263ZM23 62V61H22ZM34 62V61H33ZM53 62V61H52ZM77 62V61H76ZM106 63V65L107 64H109V63ZM126 62H129V60L128 61H126ZM126 62H125V65H124V71L123 72H125V77H124V79L123 80H116V78L115 79H113V80H109L110 82L109 83H111L110 85H111V87H110V90H114V88H116V87H122V88H125V89H127V91H129L128 90V88L131 86V84L132 83H134L135 81H134V79L136 78V80H137V77H139V76H143V75H145L146 73H145V69L143 70H141L140 71V69L138 70V71H136V69L134 70V68H130V67H128V66H130V62L128 63V66H126ZM157 62H159V60L158 61H156V64H155V66H157L156 68H155V70H154V68H153V70L155 71V72H153L152 70V72H151V74H153L154 75V73H156V71L158 70V69H160L161 68V64H158ZM162 62H164L163 60H162ZM195 62V61H194ZM199 62V61H198ZM207 62V61H206ZM242 62V61H241ZM241 62H240V64H241ZM11 63V62H10ZM18 63V64H17ZM161 63V62H160ZM174 63V62H173ZM180 63V62H179ZM179 63L177 64V65H179ZM197 63V62H196ZM259 63H262L261 61H259ZM65 64V63H64ZM67 64V63H66ZM87 64V63H86ZM100 64H99V66H100ZM121 64H123V63H121ZM164 64V63H163ZM181 64V63H180ZM249 64V63H248ZM255 64V63H254ZM42 65V64H41ZM176 65V64H175ZM183 65L185 66V64H184V62H183ZM187 65H188V63H187ZM186 65V66H187ZM250 65H252V64H250ZM262 65H264V64H262ZM70 66V65H69ZM102 66V65H101ZM116 66V65H115ZM241 66H242V64H241ZM260 66V65H259ZM259 66H257V68L259 67ZM19 67V68H18ZM22 67V66H21ZM94 67V66H93ZM132 67H134V66H132ZM251 67V66H250ZM35 68H38V69H35ZM42 70H41V69ZM102 68V67H101ZM114 68V67H113ZM137 68V67H136ZM214 65L211 67V66H208V68L206 67V70L204 71V74H205V76H206V78H207V81H205V79H204V76H202V79H203V81H202V85H200L201 84V81L199 82V83H197L196 84V88L197 89H195V87H193L192 89L193 90H190V98H193V102L194 103H197L199 106L198 107H200V105L201 104H203L202 102L203 101H207L208 100V103H211V104H208L207 103V106H209V105H212L213 103H217L219 100H220V98H221V96H220V94L223 96L225 93H226V89L224 90V88L223 87H221L220 85H218V88H217V77H215V78H213L214 76H216V75H213L214 74ZM233 68V67H232ZM26 69H28V68H26ZM94 69V68H93ZM97 69V68H96ZM212 69V70H211ZM231 69V68H230ZM248 69V68H247ZM39 70V71H38ZM201 70V69H200ZM229 70V69H228ZM245 70V69H244ZM4 71V70H3ZM23 71H25L24 69L22 70V72ZM40 71H42V75H46V76H44V77H42L41 76V72ZM91 71H93V70H91ZM183 71H184V69H183ZM213 72V74H212V76H211V73ZM260 71V70H259ZM263 72H262V74L264 73V70H262ZM9 72H12V73H10V75L8 76V73ZM14 72V73H13ZM17 72V73H16ZM21 72V73H22ZM27 72V71H26ZM26 72H24V73H26ZM33 72H35L34 74H35V76L38 78H40V77H42V78H38V79H35V77H34V74H33V76L31 75ZM38 72V73H37ZM40 72V73H39ZM47 72H48V74H47ZM122 72V73H123ZM200 72V71H199ZM237 72V71H236ZM242 72H244V74H246V73H248L249 74V72L247 71H242ZM242 72H240V73H242ZM37 73V74H36ZM94 73V72H93ZM119 73V72H118ZM183 73V72H182ZM253 73V72H252ZM14 74V75H13ZM72 74V75H71ZM88 74H90V73H88ZM92 74V73H91ZM90 74V75H91ZM149 74H150V72H149ZM150 74V75H151ZM157 74V73H156ZM239 74V73H238ZM237 74V77L239 76ZM17 75V76H16ZM21 75H24V74H20L19 76H21ZM51 76V78H52V76L53 75H55V76H57L59 79H57L56 78V80H57V82H58V84H59V88L58 89H56L58 86H56V85H54L55 84V82H56V80L55 81H53V85L55 86V89H53L54 88V86L52 87L50 84L52 83V81H50V83L49 82H47L48 81V79H46L45 81H44V79H45V77H47V76ZM112 75V74H111ZM115 75V74H114ZM148 75V74H147ZM203 75V74H202ZM227 75H228V77L229 78H231V77H233L234 76V74H231V72H229V73H227ZM261 75V74H260ZM14 76H16V77H14ZM180 76V75H179ZM211 76V77H210ZM236 76V75H235ZM241 76H242V78H241ZM249 76V75H248ZM87 77V76H86ZM103 77V76H102ZM105 77V76H104ZM147 77H149V76H147ZM181 77V76H180ZM227 76H226V78H228ZM237 77H235V78H237ZM16 78V79H17ZM19 78H21V77H19ZM19 78H18V80H19ZM34 78V79H33ZM48 78V77H47ZM111 78V77H110ZM146 78V77H145ZM183 78H184V76H183ZM241 78V79H240ZM240 80L239 79H237L238 80V86L239 87H236V90H234V89H230V90H228L229 91V93L231 92V91H233L231 94L232 95H237L236 93H238V94H240V95H244V94H246L247 92H249L248 90H246L247 88L248 89H250V85H248L249 84V79H251V77L249 76V77H247V78H249V79H247L246 78V75L244 76L243 74H241L240 75ZM201 79V78H200ZM212 79H215V80H213V83H212ZM221 79V78H220ZM223 79V78H222ZM51 80V79H50ZM78 80V79H77ZM96 80V79H95ZM104 80H105V78H104ZM261 80V79H260ZM0 81H1V77H0ZM76 81V80H75ZM215 81H216V84H215ZM225 81V80H224ZM234 81V80H233ZM249 81V82H248ZM264 81V80H263ZM44 82L46 83V84H44ZM56 82V83H57ZM60 82V83H59ZM62 82V83H61ZM76 82H78V81H76ZM205 82V83H204ZM226 82V81H225ZM232 82V81H231ZM240 82H241V84H240ZM25 83V82H24ZM41 83V82H40ZM49 83V85L51 86V87H48L47 86V84ZM78 83H80V82H78ZM78 83H75L76 85H74V84H72V85H70V90L69 91H67V89H66V91H67V93L68 94H70L71 93V96H72V93H74V95H75V93L76 92H79V93H81V98L79 97V99L80 100H82L81 102H80V104L82 103V102H86L87 100H88V98L90 97H92L93 96V94H95V91H96V89H95V87H93V84L92 83H90V81L88 82V83H86V84H84L83 86H80V87H78L77 85H78ZM82 83V82H81ZM80 83V84H81ZM230 83V82H229ZM251 83V82H250ZM263 84L264 85V82L262 83V81L260 82V81H258V84ZM6 84L8 85L7 87H6ZM71 84V83H70ZM183 84V83H182ZM216 86H215V85ZM226 84V83H225ZM224 84V85H225ZM10 85V86H9ZM26 85V84H25ZM46 85V86H45ZM134 85V84H133ZM200 85V86H199ZM14 86V87H13ZM29 86H30V89H31V87H33V89H32V91L31 90H28V88H29ZM62 86V87H61ZM67 86V85H66ZM73 86V87H72ZM156 86V85H155ZM198 86V87H197ZM220 86V87H219ZM237 86V85H236ZM249 86V87H248ZM8 87H10V89H8ZM12 87V88H11ZM20 87V88H19ZM24 87V90L23 89H21V88H23ZM72 87V88H71ZM154 87V86H153ZM179 87V86H178ZM190 87V86H189ZM44 88V89H43ZM46 88V89H45ZM49 88V89H48ZM51 88V89H50ZM62 88V89H61ZM133 88V87H132ZM154 88H157V87H154ZM173 88V87H172ZM220 88V89H219ZM221 88H223L222 90H221ZM230 88V87H229ZM21 89V90H20ZM95 89V90H94ZM151 89V88H150ZM153 89V88H152ZM158 89V88H157ZM157 89H153V91H152V93H151V91H150V94H153L154 92H156V90ZM55 90H57L56 92H54ZM112 90V91H113ZM179 90V89H178ZM196 90V93L193 95L192 93H191V91L193 92V91H195ZM39 91H40V93H39ZM111 91V92H112ZM168 91V90H167ZM173 91V90H172ZM223 91H225L224 93H223ZM245 91H247V92H245ZM29 92L28 93H24V94H29ZM33 92H36L35 94H33ZM54 92V93H53ZM170 92V91H169ZM245 92V93H244ZM257 92V91H256ZM4 93V92H3ZM45 93V94H44ZM49 93H53V95L52 94H49ZM66 93V92H65ZM66 93V95H68ZM103 93V92H102ZM122 93H124L125 94V92L124 91H122ZM194 93V92H193ZM223 93V94H222ZM233 93H235V94H233ZM244 93V94H243ZM252 93V92H251ZM7 94V96H5L6 98V102L8 101L9 102V98H11L12 96H9ZM51 96H49V95ZM56 94V95H57ZM62 94V93H61ZM64 94V93H63ZM134 94V93H133ZM155 94V93H154ZM219 94V96H217ZM227 94V93H226ZM45 95H47V96H49L50 98H46V96ZM106 95H109L108 93L106 94ZM127 95V94H126ZM168 95V94H167ZM191 95L192 96H194V97H191ZM27 96H29V95H27ZM26 96V97H27ZM59 96V95H58ZM80 96V95H79ZM83 96V97H82ZM129 96H131V95H129ZM139 96V95H138ZM143 96H145V95H143ZM152 96H156V95H152ZM152 96H149V103H150V101L152 100H150V97L151 98H153V100H154V97H152ZM215 96L217 97V99L215 98ZM225 96V95H224ZM38 97H40V98H38ZM43 97H44V99H43ZM127 97V96H126ZM184 97V96H183ZM196 97V98H195ZM215 98V100H218V98H219V100L218 101H216L215 102V100H214V98ZM247 97H248V95H247ZM250 97V96H249ZM1 98V97H0ZM42 98V99H41ZM210 98H212L213 100V103L210 101ZM235 98V97H234ZM233 98V99H234ZM87 99V100H86ZM123 99V98H122ZM136 99V98H135ZM134 99V100H135ZM138 99V98H137ZM246 99V98H245ZM244 99V100H245ZM29 101V102H26V101ZM63 100V99H62ZM95 100V99H94ZM102 100V99H101ZM118 100V99H117ZM116 100V101H117ZM133 100V99H132ZM138 100H140V99H138ZM153 100H152V102H153ZM165 100V99H164ZM195 100H196V102H195ZM223 100V99H222ZM2 101V100H1ZM89 101V100H88ZM126 101V99L124 100H122V102H120V104H123L124 102ZM129 101H131V100H129ZM141 101H144V99H142ZM167 101V100H166ZM210 101V102H209ZM6 103V105L7 104H9V103ZM55 102V103H54ZM128 102V101H127ZM140 102V101H139ZM147 102H148V100H147ZM156 102V101H155ZM161 102V101H160ZM192 102V101H191ZM198 102H201V103H198ZM230 102V101H229ZM117 103H119V102H117ZM115 104L116 105V107H117V105H118V107L117 108H121L120 110H122L123 108H125L126 106V108L125 109H123V111H125L124 113H122L121 114V111H120V113H118L117 114V109H116V107H115V105H114V108L113 107H110V109H109V105L107 106V105H105V107H107V109L106 108H104L105 110H110V112H109V110H108V112L106 111V112H104V110L101 112L102 113V115H105V117H107L108 118V116H109V118L107 119V118H105V117H103L102 115L100 116L99 114L98 115H96V116H89V118H86V119H82V121H83V123H81V121H79V120H81V119H75L76 120V122H74V120H73V122H71V126H67L66 128L64 127L63 129V131H62V128H61V130H59V131H57L56 132V130H57V128H59V127H56V125H54L55 126V132H56V136H55V134H54V137H57V138H55V140H54V142L55 141H57L58 140V138H59V140L61 141V140H64V139H66V142H68L67 144H69V147H70V145H72V144H70L71 142H73L75 139V141L74 142H78L79 143V140L82 138V141H81V143H76V144H73L74 146H76V148H78V150L76 149V148H74V150L72 149V146L70 147L71 149H70V151H71V155H70V153H69V150L66 152V149L63 147V145L65 144V142L64 143H62V141H61V145L59 144V140L55 143V145L52 147V148H54V149H56L57 151H54L53 149H50V152L52 153V158H54L55 157V161H56V158L58 159V160H60L59 162H61L62 163V161L64 162V159L66 160L67 159V156H69L68 157V160H66V162L67 161H69L70 160V166L69 167H67L66 168V166L64 165V163L61 165L62 167L60 168L59 167V165L61 164H58V161H57V165H54V166H52L51 165V163H55L56 164V162L54 161H52V159H50V156L48 157L47 155H49L50 153H48V154H46L45 156L48 158V159H50L49 161V165L51 166H47L46 168H47V170H46V168H41L39 171V175H38V172L37 171H35L34 169H31L32 171L30 172V170L28 169L26 172H24V174L23 173H21L22 174V177L21 176H19V177H21V178H19L18 177V175H21V174H19V171H20V169H17V168H19L18 167V163H17V165L15 164V168L17 169V171L18 172H14L15 174H13V176H14V178L12 177V175H10V177H9V172H5L6 174H8L7 175V177H3L2 175H0L1 177V180L4 178L6 181L3 183V182H1V180H0V182L2 183V184H0V205H3L2 203H4V198H2L3 196H2V194H3V192L6 190V191H9L10 193H12V195L13 196H16L17 194H20L21 193V196H19V195H17L16 197H13V199L11 200V201H13V202H11V203H9V202H5L6 203V205H5V209H1L0 210V238L2 237L3 238V240L4 239H9L8 237L10 236H8V234H11V232L13 231V227H15L14 228V231H18L19 229H21V227H23L25 224H29L28 226L30 227L31 226V228H32V232L33 233H35L33 230H36L38 227L37 226H39V224H41V222H47L48 220L50 221L51 219L50 218H52V217H50L51 216V209L53 210V207L54 208H56L55 207V205H62V206H66V204L68 203V202H72V201H75L76 199H78L77 197H78V195L80 194H84V192H81V191H84V189H86V191L88 190L89 191V193H87V194H91L90 196H91V199H92V197H93V195H95V197L97 198V199H99L100 197V195L102 196V195H104L105 193H108V192H110L111 190H112V188H110V187H112V183H110L111 182V180H112V177H113V179L114 178H116V176L118 175L117 173H116V167H112L111 168V166L113 165V164H111V166H110V164H108V166H107V169H106V165L107 164H104L103 165V167L104 168H100V166H99V164H103V163H109L110 162V159H111V157L113 156V158H115L116 160L118 159L117 157H118V152H119V154H121L122 155V158H124V155L126 154V148H128V142H129V140L128 139H130V131L128 130L129 129V124H131V115H132V113H131V115H130V112H131V106L130 105H128L129 104V102H128V104L126 103V106L125 107H123L124 105H120V107H119V104ZM178 103V102H177ZM223 103V102H222ZM243 103H244V101H243ZM4 104V103H3ZM83 104V105H82ZM81 104V107L79 108V107H75V108H78V111L79 110H81L82 108L84 109L85 107H86V105H84V103H82ZM89 104H90V102H89ZM246 104V103H245ZM147 105H148V103H147ZM146 105V106H147ZM150 105V104H149ZM164 105V104H163ZM204 105V104H203ZM225 105V104H224ZM10 106V105H9ZM8 106V107H9ZM31 106H29V107H31ZM83 106V107H82ZM202 106V105H201ZM222 106V105H221ZM51 107V108H50ZM130 108V110L129 109H127V108ZM138 107H143V106H138ZM150 107V106H149ZM158 107V106H157ZM203 107H205V106H203ZM202 107V110H204V108ZM219 107V106H218ZM217 107V108H218ZM235 106H233V108H234ZM244 107H245V105H244ZM5 110H4V109ZM32 108H33V106H32ZM88 108V107H87ZM113 108V110H114V112L113 111H111V109ZM164 107H162V109H163ZM195 108V107H194ZM69 109H72L71 107H69L68 109H66V110H68L69 112H71V111H73L74 110V108L72 109V110H69ZM89 109V108H88ZM135 109V108H134ZM145 109V108H144ZM223 109H225V108H223ZM244 109V108H243ZM87 110V109H86ZM94 110V109H93ZM95 110H97V109H95ZM128 110V111H127ZM141 110H143V108L141 109ZM146 110V109H145ZM147 110L148 111H150V109H148L147 108ZM164 110V109H163ZM174 110V109H173ZM216 110V109H215ZM245 111H247L246 109H244ZM264 110V109H263ZM262 110V111H263ZM14 111V112H13ZM37 111V110H36ZM75 111V110H74ZM116 111V112H115ZM119 111V110H118ZM122 111V112H123ZM139 111L140 110H138V113H139ZM166 111V110H165ZM176 111V110H175ZM206 111H207V109H205V111H202V112H205L206 113ZM258 111V110H257ZM5 112V113H4ZM96 112V111H95ZM164 112V111H163ZM1 113H2V115H1ZM4 113V114H3ZM30 113V112H29ZM35 113V112H34ZM91 113V112H90ZM112 113H114L115 115H112ZM134 113H136L135 111H134ZM142 113H145V111H142ZM141 113V114H142ZM207 113H209L208 111H207ZM214 113V112H213ZM218 113V112H217ZM222 112H219V114H217V117H219L220 119L223 117V118H225L226 117V113H222ZM245 113V112H244ZM253 113V112H252ZM24 114V113H23ZM68 114V113H67ZM85 114V113H84ZM110 114L115 118L114 119V121L116 120L117 122H118V126H116V127H119V130H115V134L116 133H121V140H120V138H119V136L120 135H118V141L117 142H120L119 144H117V146L114 148H112L113 149V151L112 152H110V151H108L107 153L109 154V155H106L104 152H103V154H105L104 156L102 155V157L104 158V159H102L101 157H100V154H101V152H102V150L103 151H107V150H104V148L102 149V147H101V152H99V151H95V149L93 150V152L92 151H86V148L84 149V148H82V149H80V146H81V144L83 145V147H85V137L83 138V137H81L80 139L78 138V134H80V132H79V130H84V134H83V132L81 133V135L83 134V136L85 135V127H84V125L87 123V121L84 123V121L85 120H88L89 119V121H90V119H96V117L97 116H100V117H103L105 120H107V121H105L104 122V124H103V126H102V128L101 129H99L100 128V126H101V122L103 121V118L101 119V121H99L98 120V123H96L97 122V120H96V124L97 125H95L94 126V122H93V129H97V130H94L95 131V133H96V135H95V137H96V139L97 138H99L100 136H99V134L98 133H100V135L101 134H105V132L107 133V130L105 129V127H107L108 125L106 124L107 122H108V120H111V118H112V120H113V117H111L110 116ZM119 114H121L120 116H119ZM247 114V113H246ZM254 114V113H253ZM8 115H9V120L6 118V117H8ZM25 115V114H24ZM41 115H43V114H40V118H41ZM80 115V114H79ZM79 115H78V117H79ZM138 115H140V114H138ZM198 115H201V114H197V116H195L197 119H201V116H198ZM224 115H225V117H224ZM3 116H5L4 118H6V119H2L1 120V118L3 117ZM20 116V117H19ZM44 116V115H43ZM74 116V115H73ZM119 116V117H118ZM159 116V115H158ZM221 116V117H220ZM230 116H231V114H230ZM230 116H228V118H231L233 121H235V118H236V114H234V117L232 118V117H230ZM244 116V115H243ZM10 117H11V119H10ZM13 117V118H12ZM55 117V116H54ZM93 117V118H92ZM188 117V116H187ZM193 118V121H192V124H195L194 122H196V118ZM258 117V116H257ZM31 118V117H30ZM40 118L38 119L37 118V120L36 121H38V120H40ZM43 118V117H42ZM66 118V117H65ZM82 118V117H81ZM99 117H97V119H98ZM189 118V117H188ZM214 118V117H213ZM218 118V119H219ZM227 117L224 119V120H222L221 122L223 123V122H226V121H229V119H228ZM238 118V119H237ZM236 118V121L237 120H239V122L237 123L238 124V126L239 127H237V128H241L243 125H244V121H242V119L240 120V118H239V116ZM255 118V117H254ZM32 119V118H31ZM57 119V118H56ZM62 119H64V118H62ZM118 119V120H117ZM156 119V118H155ZM196 119V120H195ZM220 119L218 120L219 121V123H220ZM226 119H228V120H226ZM230 119V120H231ZM261 120V119H260ZM36 121H32V122H34V124H32L31 125V128H30V132H29V130H27V134L30 136L31 134V132L32 131H34V127H35V125L36 126H39L40 124H39V122H42V121H38V124L39 125H37V122ZM79 121V122H78ZM138 121V120H137ZM177 121V120H176ZM198 121V120H197ZM217 121V122H218ZM26 122H27V120H26ZM31 122V123H32ZM56 122V121H55ZM64 122V121H63ZM91 122V121H90ZM143 122V121H142ZM174 122V121H173ZM214 122V121H213ZM19 123V122H18ZM30 123V124H31ZM72 123H73V125H72ZM78 123V124H77ZM112 123V122H111ZM151 123V122H150ZM197 123V122H196ZM212 123V122H211ZM210 123V124H211ZM229 123V122H228ZM254 123V122H253ZM26 124H28V123H26ZM66 124V123H65ZM69 125H70V123H68ZM107 125V126H105L104 127V125ZM115 124V123H114ZM241 124H242V126H241ZM2 125V126H3ZM43 125V124H42ZM67 125V124H66ZM100 125V126H99ZM212 125H213V123H212ZM212 125H210V126H212ZM214 125H215V123H214ZM218 125V124H217ZM232 125V124H231ZM80 126V127H79ZM82 126H83V128H82ZM129 126V127H128ZM132 126V125H131ZM209 126V125H208ZM210 126H209V129H210ZM216 126V125H215ZM221 126V125H220ZM259 126V125H258ZM5 127V126H4ZM30 127V126H29ZM80 129H79V128ZM104 127V128H103ZM144 128H146V129H144L143 131L144 132H146V131H148L149 132V130H150V125H146V127H144ZM164 128V127H163ZM162 128V129H163ZM203 128H205L204 126H203ZM246 127H244V129H245ZM44 129V128H43ZM54 129V128H53ZM60 129V128H59ZM78 129V130H77ZM93 129H92V134H95V133H93ZM103 129H104V131H103ZM116 129H118V128H116ZM193 129V128H192ZM212 129H213V127H212ZM212 129H210L209 131L211 132H213V130ZM214 129H216V127L214 128ZM218 129V128H217ZM221 129V128H220ZM249 129V128H248ZM0 130H1V132H2V129H1V125H0ZM76 130V131H75ZM100 130L102 131V133L100 132ZM189 132L191 133V128L189 127ZM219 130V129H218ZM217 130V131H218ZM222 130V129H221ZM250 130V129H249ZM253 130V129H252ZM16 132H17V129L15 130ZM15 131H13L12 133H14V137H17L18 136V138L20 139H18V138H15V142L14 143H16L15 144V147L16 148H21L20 147V145L24 142V135L22 134V131H19L18 130V133L20 132L23 136H19V135H21V134H16V132ZM53 131V130H52ZM98 131V132H97ZM116 131H120V132H116ZM231 131V130H230ZM256 131V130H255ZM0 132V141L1 140H3L4 138L6 139L8 136H9V134L10 135H12L11 133H9V134H6V135H8V136H4L2 133ZM76 132V133H75ZM77 132H79L78 134H77ZM133 132V131H132ZM144 132H142L141 133V135H142V139H143V141H144V144H146L145 142H146V138H145V136H147V134H145ZM147 132V133H148ZM161 132V131H160ZM209 132V133H210ZM221 132V133H220ZM222 132H224L225 133V137H227V132H225L224 130L223 131H219V132H215V133H219V135L220 136H218V134H217V136L215 137V135H209L208 136V139H210V138H212V139H214V140H210L211 142L212 141H214V142H210L208 139H206V140H208L211 144H208L209 142H205L206 140H204L203 142H205V143H202L201 142V144H196V143H194L192 140H190L191 141V144H190V142L189 141H186V143H184V148H185V144H187V143H189L191 146H188L189 144H187L186 145V149H185V152L187 153H185L184 151H182V152H184V154H183V156L181 155L182 153H181V150H184V149H182V148H180V149H177L176 148V151H178L176 154H177V157H178V159H177V157H176V161L177 160H181V161H177V164H176V161H174V163L175 164H173V167L175 166V168H173L174 169V171H173V173H172V176L171 177H174V175H175V177L176 176H179V174L182 172L183 173V171L185 172V173H183L184 175H185V177H187V175H186V172L188 171V176L190 177L189 178V181H188V177H187V181H186V183H188L189 182V186H190V184H194V186H193V189H192V185H191V188L189 189V190H186L187 188H186V186L188 185H185V189L183 188L182 189V191H181V189L180 190H178V192L176 191V192H172V194H168L167 192H169V191H166V188L164 189L166 192L164 193L162 190H163V188H161V187H159L158 186V188H152L151 190V192L149 193L148 192V194H146V193H144L145 195H146V197H145V195L143 196V194L141 195V197H142V200H141V197L138 199V201H137V204H134L133 202H130V201H134V200H131L130 199V203L128 202V200H126V198L125 197H119V198H117V203H116V201H115V203H104V201H101V202H98V205L96 206V207H93V208H95V209H91V212L89 213V214H83V213H79V212H77L76 213V215H75V213L73 214V215H68V216H63L62 217V220H60L59 219V217H58V222H61V221H63L64 220V222L65 223H68V222H70L71 221V225L72 224H76V222H78V221H80L78 224H76V226H74V225H72V227H74V229H72V231H70V228L67 226V228L69 229V230H67V228H65L64 227V229L65 230H67L66 231V235H65V237H64V240H63V238L61 239V241H58V240H56L57 241V245H53L52 244V248H51V250H50V252H45V254H47L46 256H49V258H47V257H45V254H44V258L45 259H51V257L52 258H57L58 260H57V264H59V262L58 261H60V264H63V263H61V261L62 262H64L65 261V263L64 264H69L68 262H70L71 261V257L73 258V255H72V253H71V251L69 252L68 251V249H69V245L70 246H78L79 247V245L81 244L82 246H80V248L82 247L83 248V245H84V247H85V244H86V242L89 244V242H90V240H91V242H92V244H98V246L97 247H99V248H102V245H103V247H104V245L105 244H102V243H104V241H105V243L107 242V240L108 239H111V237H113V235L116 233V229H117V231L118 230H123V231H119V232H117V233H122V232H126V235L129 233V237H128V239L126 240L127 242V245H125V246H129L130 245V247H131V250H129L128 249V247H127V249L129 250V251H131L132 253H130L127 249V251H124L126 254H127V256H126V254H125V258H126V260L124 261H122L121 259H123L124 257H122L124 254H122L121 256L119 255L120 254V252H119V257L117 258V257H115V258H113L114 260H116V261H118V263L117 262H112V261H114V260H112L111 261V259L112 258H108V259H105V264H133V263H135V264H171L175 259H178V258H181L182 256H184V254H185V256H188L189 254H190V257L188 258V261L190 260V259H192L190 262H187L188 264H206L207 262V264H212V261H208V260H206V263L204 262V260H202L203 261V263L202 262H200V261H198V260H201V259H199L198 257V255H200V254H202V251L204 252V250L202 249V248H205V246H206V244L208 243V241H210V243L211 242H219V243H217V244H220V243H222V244H225V241L227 242V240L229 241V239H230V237L232 236V232H231V236H230V231H232L230 228H228L229 230H227V228L225 229V230H223L222 229V227H224L226 224V222L224 223V226L222 225V227L221 226H218V229H216L217 227H214L213 229H209V228H207V227H205L204 225H202L201 223H199V224H197L196 225V223L195 224H192V225H190V231L188 230L189 229V226H187L188 227V229H186L187 231L186 232H191V233H189L188 235V237H186V234H181L180 233V235H181V237L180 238H182L183 236L182 235H184L185 236V238H183L182 240V244L183 245H173V246H170V247H172V248H169V246H168V249H167V246H166V249H165V247L163 246V245H161L160 247H158L160 244H158L157 242H155V240L153 239V238H151L150 239V237H152V235H150V237H148L147 235H149V232L151 231V232H155L157 229H158V227L157 226H159V224H160V222H161V220L162 219H166L167 217H169L170 216V213H173L172 211L173 210H171V212H170V209L172 208L173 209V204L171 205V202H173V200H171V199H175L174 200V202L175 201H178V200H180L181 202H185V204L187 203V208H186V210H184L185 212H183L184 214H186L187 213V211L189 212V206H192V210H190V211H194V210H197V208H196V206H198L199 207V204L200 205H203L204 206V203L205 202H207V200H206V198H207V195L208 194H212V195H216L217 193L219 194V193H222V191H221V189L220 188H222V186H221V183H220V185H218V187L216 186V185H214V184H211V181L210 182H205L204 180H206V179H208L207 181H209V180H212V179H215V180H218V178L219 179H221V177L223 178L224 176H228L229 177V175L228 174H231L232 175V173L234 174V175H230L231 176V178L233 177V179H235V183L234 182H232L231 183V186H229L230 188H226V194H227V200H226V198H225V204H227V206L228 207H225V208H227V212H229L230 211V208H232L233 210H234V207H235V209L238 207V205H239V202H238V199H237V197L235 196V195H233L234 193H235V191H236V187L239 185L238 183H242V182H244L245 180L246 181H248V179H251L254 175H256V173H254V171H256L255 169L252 171V169H253V166L254 165H252V162L251 161H249V166H247L248 164H246L244 167H243V165L241 164L240 165V167L239 168H235V165L233 166L235 169H233V168H229V171L231 172V173H229V171H227V174H226V172L224 173V171H226L225 169H224V166H223V164H221V162L222 161H218V160H215V164L213 165V162L214 161H212L211 162V159H212V157H209V156H211V154L210 153H212V155L214 156L215 154H219V152L220 151H216V148L214 149V145L216 146V144L217 143H219L220 141H223L222 139H221V135H223L224 136V133L222 134ZM109 133H110V131H109ZM130 133V134H129ZM143 133H144V138H143ZM151 133V132H150ZM207 133V132H206ZM230 134H232L233 135V133L234 132H229ZM228 133V136H230V134ZM237 133V132H236ZM74 134H75V136H74ZM97 134H98V136H97ZM166 134V133H165ZM187 134H189V133H187ZM211 134H213V133H211ZM251 134V133H250ZM261 134V133H260ZM17 135V136H16ZM81 135H79V136H81ZM109 135V134H108ZM184 135V134H183ZM254 135H255V133H254ZM262 136L264 135V134H261ZM28 136V137H29ZM74 136V137H73ZM87 136V135H86ZM158 136V135H157ZM190 136V135H189ZM211 136V137H210ZM251 136V135H250ZM262 136H259V137H262ZM21 137H23V138H21ZM73 137V138H72ZM77 137V138H76ZM93 137H94V135H93ZM94 137V138H95ZM147 137H149V133H148V136ZM156 137V136H155ZM178 137V136H177ZM200 137V136H199ZM203 137V136H202ZM201 137V138H202ZM210 137V138H209ZM215 137V138H214ZM218 137V138H217ZM224 137V138H225ZM259 137H257L258 139H260ZM264 137V136H263ZM101 138H102V136H101ZM105 138V137H104ZM163 138V137H162ZM220 138V139H219ZM223 138V139H224ZM238 138V137H237ZM18 139V141H16ZM30 139V138H29ZM34 139H37L36 137L35 138H33L32 139V141L34 140ZM54 139V138H53ZM71 139H73L72 141H71ZM107 139V138H106ZM144 139H146V140H144ZM160 139V138H159ZM176 139V138H175ZM188 139H191L190 137L188 138ZM187 139V140H188ZM218 139V140H217ZM254 139H256V138H254ZM253 138L252 139H250L249 138V141H244L245 142V146H241V145H244V143L243 144H240L239 145V147L240 148H238V143L237 144H235L236 143V141L235 140H228V141H230V142H228V145H229V147H230V144H231V146H232V143L234 144V146H232V147H230V149L228 148H226L225 150H227L228 152H223V149H222V151L221 152H223L225 155H226V153H229L230 151V153H232V155L234 156L235 154H234V152L235 153H237V154H239V151H246V152H248V146H249V144L251 145V142L252 143H254L253 141H255ZM257 139V141L259 142V140ZM264 139V138H263ZM262 139V140H263ZM43 140L44 139H41V138H38V140H34V144H35V148H38V145L40 144V141H42L43 142ZM46 140V139H45ZM67 140H70V141H67ZM149 140V139H148ZM154 140V139H153ZM203 140V139H202ZM5 141V140H4ZM11 141V140H10ZM31 141V140H30ZM65 141V140H64ZM96 141V140H95ZM102 141V140H101ZM110 141V140H109ZM115 141V140H114ZM158 141V140H157ZM181 141V140H180ZM197 141V140H196ZM218 141V142H217ZM232 141H234V142H232ZM251 141V142H250ZM257 141H255V143L257 142ZM46 142V141H45ZM83 142V143H82ZM108 142V141H107ZM134 142V141H133ZM177 142V141H176ZM216 142V143H215ZM226 142V141H225ZM247 142L249 143L248 145H246L247 144ZM33 143V142H32ZM90 143H93V142H90ZM112 143V142H111ZM130 143H131V141H130ZM129 143V144H130ZM153 143V142H152ZM183 143V142H182ZM213 143H215L213 146H212V144ZM60 145V146H57L56 147V145ZM132 144V143H131ZM141 144H143V143H140V145ZM157 144V143H156ZM195 144L196 146H193V145ZM202 144H204V145H202ZM262 144V143H261ZM24 145V144H23ZM23 145H21L22 146V148H25L26 146V144L24 145V147H23ZM33 145V144H32ZM37 145V146H36ZM91 145V144H90ZM101 145V144H100ZM175 145H178V144H175ZM183 145V144H182ZM201 145V146H200ZM255 145V144H254ZM257 145V144H256ZM1 146V145H0ZM64 146H68V145H64ZM73 146V147H74ZM78 146V147H77ZM133 146V145H132ZM132 146L130 145V148H129V151L131 150V148H132ZM139 145L137 144V146L136 145H134V148H132V150H134V149H136L137 147H138ZM142 146V145H141ZM193 146V147H192ZM34 146H32V150L33 149H35V148H33ZM44 147V146H43ZM59 147V149H57ZM62 147V148H61ZM68 147V148H69ZM95 147V146H94ZM98 147V146H97ZM104 147H106V146H104ZM111 147V146H110ZM149 147V146H148ZM147 147V148H148ZM179 147V146H178ZM182 147V146H181ZM195 147H197V148H195ZM217 147V146H216ZM228 147V146H227ZM237 147V148H236ZM245 147V148H244ZM250 147V146H249ZM67 148V149H68ZM96 148V147H95ZM152 148V147H151ZM190 148V150L187 152V149H189ZM192 148H195V149H192ZM242 148H244V149H242ZM247 148V150H245ZM2 149V148H1ZM65 149V150H64ZM100 149V148H99ZM126 149V150H125ZM153 149V148H152ZM192 149V150H191ZM221 149V148H220ZM16 150V149H15ZM42 150V149H41ZM51 150H53V151H51ZM58 150H60V151H58ZM61 150H63V151H61ZM83 152L84 150V152H86V153H82L81 151ZM91 150H92V147H91ZM123 150L125 151V152H123ZM215 150V152L213 153V151ZM217 150H219V148L217 149ZM230 150V151H229ZM66 152V154H64L63 153V157H61L60 155H61V153H60V155H59V152ZM192 151V152H191ZM37 152V151H36ZM90 152H92V153H90ZM122 152V153H121ZM134 152V151H133ZM150 152V151H149ZM152 152V151H151ZM189 152H190V154H189ZM217 152V153H216ZM240 152V156H243L244 154H246V152L245 153H241ZM23 153V152H22ZM69 153V155H67ZM92 154V155H94V153L96 154H98L99 155V157L97 158V155H94L95 157H93V159H91L92 157L90 156V155H88V154ZM100 153V154H99ZM117 153V154H116ZM125 153V154H124ZM130 152H128V154H129ZM132 153V152H131ZM137 153V152H136ZM227 154V155H231V154ZM81 154H82V156H84V157H86L85 159H86V161H88L87 159H89V162L88 163H85L84 162V160L82 159L81 160V158H82V156H81ZM84 154V155H83ZM179 154H180V156H179ZM209 154V156H207ZM223 154V155H224ZM236 154V155H237ZM242 154V155H241ZM264 154V153H263ZM262 154V155H263ZM26 155V154H25ZM67 155V156H66ZM114 155H117L116 157L114 156ZM120 155V156H121ZM132 155V154H131ZM187 155H189V156H187ZM238 155V156H239ZM8 156V155H7ZM58 156V157H57ZM59 156H60V158H59ZM90 157V158H87V157ZM109 156H111L110 158H109ZM206 156L207 157H209L210 159H208V158H206ZM238 156H236L237 158H238ZM239 156V157H240ZM249 156V155H248ZM25 157V156H24ZM66 157V158H65ZM72 159H71V158ZM125 157H126V155H125ZM156 157V156H155ZM157 157H158V155H157ZM156 157V158H157ZM181 157H183L184 159H181ZM247 156H245V158H246ZM259 157H261V155L259 156ZM258 157V159H260ZM44 158V157H43ZM70 158V159H69ZM108 158H109V162L107 161L108 160ZM149 158V157H148ZM188 158V159H187ZM206 158V160H208V161H206V162H210V163H207L208 165H210V166H215V169H217L216 167H218L219 165V169H217V170H215V171H217V172H215L214 171V167H212V168H210L213 172H211L208 168H209V166L206 164V162H204V159ZM219 158V157H218ZM235 158V157H234ZM262 158H264V155L262 156ZM23 159H26V158H23ZM100 159V160H99ZM107 159V160H106ZM115 159H113V160H115ZM126 159H127V157H126ZM225 159V158H224ZM251 159V158H250ZM254 159H255V157H254ZM253 159V160H254ZM47 160V159H46ZM104 160V161H103ZM106 160V161H105ZM120 160H121V157H120ZM125 160V159H124ZM130 160V159H129ZM128 160V161H129ZM156 160V159H155ZM158 160H159V158H158ZM157 160V161H158ZM184 160V161H183ZM186 160V161H185ZM264 159H260L259 160V162L260 161H263ZM26 161H27V159H26ZM26 161H24V165H26ZM100 161V163L98 164V162ZM119 161V160H118ZM122 161H123V159H122ZM125 161H127V160H125ZM201 161H202V163L204 162L208 167H205L202 163H201ZM219 163H218V162ZM248 161V160H247ZM256 161V160H255ZM254 161V162H255ZM12 162V161H11ZM32 162V161H31ZM46 162V161H45ZM115 162V161H114ZM120 162V161H119ZM124 162V161H123ZM122 162V164H121V166H125L126 164H127V162H124L123 163ZM185 162V167H184V163ZM257 162V161H256ZM264 162V161H263ZM73 165H72V164ZM156 163V162H155ZM200 163V164H199ZM228 163V162H227ZM246 162H244V164H245ZM22 163L20 164L19 163V165H20V167H21V169L22 168H24V165H23ZM120 163H118V165H119ZM183 166H182V165ZM217 164H218V166H217ZM229 164V163H228ZM234 164V163H233ZM240 164V163H239ZM41 165V164H40ZM63 165H64V167L65 168H63ZM67 165V164H66ZM99 167H98V166ZM159 165V164H158ZM157 164H156V166H158ZM177 165L178 166H180V167H177ZM203 165V166H202ZM38 166V165H37ZM57 166V167H56ZM68 166V165H67ZM72 166V167H71ZM97 166V167H96ZM102 166V165H101ZM141 166V165H140ZM143 166V165H142ZM160 166V165H159ZM172 166V165H171ZM239 166V165H238ZM237 166V163H236V167H238ZM246 166L247 167H250L251 166V169L250 170H248V168H247V170H245V168H246ZM26 167L28 168V166L26 165ZM25 167V169H27ZM52 167H54V169L55 168H57L56 169V171L55 172H53V170L51 171V169H52ZM120 167V166H119ZM165 167V166H164ZM185 168V169H187V171L185 170V169H182V168ZM206 169H205V168ZM60 168V169H59ZM71 168V171H67V173H66V169H70ZM95 168H98V170H96V171H94L93 172V170H95ZM113 168H114V170H113ZM121 168H123V167H120V171H123V172H125L123 169L121 170ZM125 168H126V166H125ZM155 168H157V169H153L152 167H149V168H147V169H144L143 168V171H140L139 173H137V172H133L134 173V175H131L130 174V176L129 177H127V175L126 174H128V173H124V176H120V174H122L121 172H119L118 170H119V168H117V172L118 173H120L118 176H120V177H118V178H121L122 179V177H123V180H124V177L127 179V178H129V179H125L126 181V184H125V187H127V186H129L130 184H131V182L129 181L130 180V178H131V180H132V183L133 182H136L135 184H139V183H142V182H139V180L142 178H140V179H137V178H139V177H137V176H143V177H145V176H147V177H145V178H147L148 179V177L149 176H151L152 175V172L154 173V172H159V171H161V168H159V167H155ZM182 170H181V169ZM244 168V169H243ZM14 169V168H13ZM89 170V171H92L91 172V176L93 177V178H95V179H97L98 178V180H96V181H100V179L99 178H101V176H103L102 178H101V187L99 186L100 184L99 183H97L98 184V186L97 185H95L94 184V182L92 181V177L90 176L88 179H86V180H81V178L78 176V173H80L81 171H82V173H80L81 175L83 174V172L84 171H86V170ZM91 169H93V170H91ZM108 169H110V172H109V170ZM111 169H112V171H111ZM142 169V168H141ZM163 169V168H162ZM180 169V170H179ZM233 170V171H231V170ZM239 169V170H238ZM262 169V168H261ZM22 170H24V169H22ZM34 170V171H33ZM38 170V169H37ZM45 171V172H42V171ZM51 172H50V171ZM99 170H101L103 173H101V171H100V173H99ZM107 170V171H106ZM207 170V171H206ZM222 170V171H221ZM228 170V169H227ZM243 170H244V172H243ZM0 171H2V170H0ZM106 171V172H105ZM175 171H176V173H175ZM179 171V172H178ZM181 171V172H180ZM219 171V172H218ZM3 172L4 171H2L1 173L3 174ZM35 172V173H34ZM36 172H37V174H36ZM109 172V173H108ZM114 172V173H113ZM257 172V171H256ZM260 172V171H259ZM27 173H29V174H27ZM70 174V175H68V176H71L72 175V177L71 178H73V179H76L77 180V178H78V180H79V182H78V180H77V183H79V185H78V187H81V188H75V192H74V190H71V188H70V190H71V192L73 191L74 193H72V194H70L71 192H70V190H69V187H72L69 183H66V186H68V184H69V186L67 187L68 189H65V187H62V185H61V181L63 180V181H66L65 179H67V178H70V177H66V174ZM86 173V172H85ZM89 173V172H88ZM108 173V174H107ZM137 173V174H136ZM160 173V172H159ZM158 173V174H159ZM217 173H219V174H217ZM221 173H222V175H221ZM224 173V174H223ZM5 174V175H6ZM11 174V173H10ZM16 174H18L17 176H15ZM26 174V175H25ZM46 175V177L48 178V177H50L49 179L51 180V178H52V180H51V182H52V184H51V186H53V188L50 186L49 188H50V190L49 189H47V190H49L48 191V193H50L49 195H48V193H47V195H44L45 197L47 196L48 198H45L44 196H42V195H39V196H36V198H35V196L32 198H29L30 199V202H29V199H25L23 196H25L26 195V193L27 192H29L30 193V191L31 192H33V190L36 188V187H38V186H36L39 182V179L42 177H44L45 178V176L44 175ZM49 174H51L52 175V177H51V175L50 176H48ZM162 174V173H161ZM254 174V175H253ZM263 174H264V172H263ZM26 176L27 177V179H26V177H24V179H23V176ZM29 175H32V177L33 176H35L36 175V180H35V178L33 177L32 179H31V176H29ZM37 175L39 176V178L37 177ZM43 175V176H42ZM80 175V176H81ZM97 175V176H96ZM217 175H220V176H218V178H217ZM261 176H262V174H260ZM29 176V177H28ZM77 176V177H76ZM87 176H89V175H87ZM94 176H96V177H94ZM3 177V178H2ZM19 178V179H16V178ZM63 177H65L64 179H63ZM75 177V178H74ZM136 177V179L134 180V178ZM156 177H158V176H156ZM30 178V179H29ZM70 178V179H71ZM145 178H143V179H145ZM150 178L151 177H149V179L148 180H150ZM170 178V177H169ZM3 179V180H4ZM91 179V180H90ZM103 179H104V181H103ZM147 179H145V180H147ZM172 179V178H171ZM170 179V180H171ZM176 179H178V177H176ZM230 179V178H229ZM31 180H33V181H31ZM44 180V179H43ZM46 180V179H45ZM55 180V181H54ZM81 180V181H80ZM89 180V181H88ZM122 180V181H123ZM191 180V181H190ZM215 180H213V181H215ZM35 181L37 182V184H35ZM60 181V182H59ZM85 181H87V182H85ZM95 181V182H96ZM102 181L104 182L103 184H104V186H102ZM143 181V180H142ZM168 181H169V179H168ZM176 181V180H175ZM206 183V186H208L209 184L208 183H210L211 184V187L209 188V187H203V185H205V183ZM55 182L56 183H60V185L59 184H56L57 186H58V189H57V187H56V185H55ZM74 182V181H73ZM85 182V183H84ZM151 182V181H150ZM155 181H153V186L155 187V186H157L155 183H154ZM171 182H173V180H171ZM170 181H169V183H171ZM178 182H180V181H178ZM177 182V183H178ZM191 182V183H190ZM202 182V183H201ZM81 183V184H80ZM130 183V184H129ZM182 183V182H181ZM218 183V182H217ZM199 184V185H198ZM200 184H202V185H200ZM208 184V185H207ZM236 185L235 187H233V185ZM262 184H263V182H262ZM72 185H74V183H72ZM111 185V186H110ZM133 185H134V183H133ZM133 185L131 184V187H127L126 189H130L129 191H130V193L132 194V197H131V194H127V196L128 197H131L132 199H133V192H132V188H134L133 187ZM49 186V185H48ZM75 187L77 186L76 185V183H75V185H74ZM74 186L72 187V189H74ZM86 186V187H85ZM119 185H117V187H118ZM135 186V185H134ZM137 186V185H136ZM163 186V185H162ZM198 186V187H197ZM215 186V187H214ZM219 186H220V188H219ZM262 186V185H261ZM43 187V186H42ZM116 187V188H117ZM146 187V186H145ZM232 187V188H231ZM39 188V187H38ZM38 188H36L37 190H38ZM52 188V189H51ZM61 188V189H60ZM139 188V187H138ZM161 188V190H159ZM172 188V187H171ZM11 191H10V190ZM35 189V191H37ZM63 189V190H62ZM80 189H81V191H80ZM118 189V188H117ZM121 189V188H120ZM135 189V188H134ZM223 189V188H222ZM230 189V190H229ZM231 189H233L232 191H234L233 192V194H232V191H231ZM12 190H13V192H12ZM60 190V191H59ZM68 190H69V192H68ZM113 190H115V189H113ZM168 190V189H167ZM171 190V189H170ZM211 190V191H210ZM223 190H225V189H223ZM255 190V189H254ZM5 191V193H7ZM15 191V192H14ZM63 191H64V193L66 192H68L66 195H64L63 197H61V194L63 193ZM106 191V192H105ZM120 191V190H119ZM172 191H174V189L172 190ZM180 191V192H179ZM209 191V192H208ZM219 191H221V192H219ZM262 191V190H261ZM26 192V193H25ZM60 192H62L61 194H60ZM100 192V195L98 196V193ZM101 192H105V193H101ZM112 192V191H111ZM145 192H146V190H145ZM206 192V193H205ZM213 192V193H212ZM216 194H215V193ZM229 192V193H228ZM239 192V191H238ZM121 193H122V191H121ZM129 193V192H128ZM167 193V194H166ZM175 193V194H174ZM204 193L206 194V195H204ZM224 193V192H223ZM22 194H24V195H22ZM93 194V195H92ZM97 194V195H96ZM123 194V193H122ZM137 194V193H136ZM230 194V195H229ZM247 194V193H246ZM257 194V193H256ZM263 194H264V192H263ZM223 195V194H222ZM41 196L44 198V199H40L41 198ZM119 196H121V194L119 195ZM206 196V197H205ZM231 196H233V197H235L237 200H235L234 198H232ZM60 197L62 198L61 200H59L60 199ZM80 197H82V196H80ZM99 197V198H98ZM106 197V196H105ZM145 199H144V198ZM205 197V199L204 200H206V201H203L202 202V199ZM15 198V199H14ZM35 198V199H34ZM216 198V197H215ZM239 198V197H238ZM247 198V200L248 199H250L251 198V195H249V197L247 196L246 197ZM252 198H253V196H252ZM4 201H3V200ZM19 199V200H18ZM23 199H24V201H26V202H24L23 201ZM75 199V200H74ZM177 199V200H176ZM199 199H200V201H199ZM232 199H234V200H232ZM258 199V198H257ZM20 201V202H22V203H17L16 201ZM63 200V202H59L58 204H57V202L58 201H62ZM96 200V199H95ZM100 200V199H99ZM118 200H120V202L118 203ZM141 200V201H140ZM195 200H197L198 201V203H197V205H196V202H195ZM251 200V199H250ZM249 200V202H251V203H255L257 200L256 199H254L253 198V200H251L250 201ZM97 201V200H96ZM105 201H106V199H105ZM193 201H194V205H192L193 204ZM235 201V202H234ZM254 201V202H253ZM2 202V203H1ZM135 202V201H134ZM173 202V203H174ZM236 202H238V203H236ZM7 203H9V205L7 204ZM62 203H66V204H62ZM99 203H100V207H98L99 206ZM243 203V202H242ZM257 203V202H256ZM108 204V205H107ZM114 204H116V205H114ZM207 204V203H206ZM206 204H205V206H206ZM212 204V203H211ZM69 205V204H68ZM112 205H114V206H112ZM175 205V204H174ZM196 205V206H195ZM246 205V204H245ZM178 206V205H177ZM226 206V205H225ZM251 206V205H250ZM1 207V206H0ZM60 207V206H59ZM69 207V206H68ZM180 207V206H179ZM178 207V208H179ZM211 207V206H210ZM240 207V206H239ZM194 208V209H193ZM200 208H201V206H200ZM200 208H198V209H200ZM224 208V207H223ZM264 207H262V208H260L259 207V210L260 211H257V212H259L258 213V218H256V221L255 222H257V219H258V222L259 221H262V222H264L263 220H264V209H263ZM84 209V208H83ZM89 209H90V207H89ZM99 209H100V213L101 214H105V216L104 215H102V216H100V214L98 213V211H99ZM158 209H161L162 211H160V210H158ZM180 209V208H179ZM189 209V210H188ZM214 209V208H213ZM257 209V208H256ZM45 210V211H44ZM153 210H154V212H153ZM156 210L157 211H159V212H164V214L162 215V216H160V218H158V219H156V220H158V222L157 221H154V222H151V221H148V222H150V224H148L147 223V225H146V222L144 223L143 221H145L144 219H146L147 217H149L148 215H150L152 212V214L150 215V217H149V219L150 218H152V216L154 215V214H156ZM223 210V209H222ZM225 210V209H224ZM233 210H231V211H233ZM48 211H50V212H48ZM95 211H97V212H95ZM107 211V212H106ZM114 211H116L118 214H116V215H118V216H122V215H124L125 216V218H127V220L129 221V222H131V220L130 219H133L132 220V222L129 224L130 226L128 227V224H126V226L128 227V228H126V226L124 227V224H123V227L122 226H119L118 225V223H115L116 224V229H115V231H113V229L112 228H114V226L112 225V223H110L111 222V220H105V218H104V220H102L103 219V217H106L107 218V216L109 215V216H111V213L112 212H114ZM197 211H199V210H197ZM207 211H208V209H207ZM226 211V210H225ZM231 211H230V213H231ZM14 212V213H13ZM41 212H44L43 214H40ZM48 213V214H46V213ZM95 213V214H93V213ZM104 212H106V213H104ZM121 212H122V214H121ZM151 212V213H150ZM201 212V211H200ZM209 212V211H208ZM10 213V215H8ZM38 215H40L41 217H42V221L40 220L41 219V217L40 216H38ZM50 213V214H49ZM78 213H79V215H78ZM85 213V212H84ZM161 213H160V215H161ZM212 213V212H211ZM221 213V212H220ZM222 213H224L223 215L221 214V217L222 216H225L226 215V213L224 212V211H222ZM229 213V214H230ZM12 214H15L16 215V217H15V215H14V217H13V219L14 218H16V219H11L12 217ZM37 215L38 216V218H37V216H34V215ZM98 214V215H97ZM121 214V215H120ZM129 216H128V215ZM190 214H192V212L190 213ZM253 214V213H252ZM43 215H45L44 217H43ZM50 215V216H49ZM55 215V214H54ZM82 215V216H81ZM115 215V214H114ZM126 215H127V217H126ZM157 215V214H156ZM169 215V216H168ZM172 215V214H171ZM194 215H195V213H194ZM218 215V214H217ZM71 216V217H70ZM73 216V217H72ZM83 216H86V217H84L83 218ZM94 216V217H93ZM108 216V217H109ZM123 216V217H124ZM131 216H132V218H131ZM147 216V217H146ZM172 216H174V214L172 215ZM176 216V215H175ZM197 216V215H196ZM213 216V215H212ZM11 217V218H10ZM68 217V218H67ZM95 217H98V219H101V222L103 221H105L104 223L102 222V224H101V227L102 228H100V231L102 232V234H100V235H105V238H104V235L103 236H100L99 235V232H98V234L97 235H99L97 238H95L96 237V234H93L92 233V231H88V229L86 230V229H83L84 227L86 228V225L83 227V226H81V228L78 226L79 224H81L83 221H84V223L86 224H88L89 222H91L92 221V219H94ZM100 217V218H99ZM162 217V218H161ZM185 217H187V215L185 216ZM256 217H257V214H256ZM9 218V219H8ZM33 218H35V219H33ZM36 218L37 219H39V221L38 220H36ZM64 218V219H63ZM82 218H83V220H82ZM92 218V219H91ZM115 218V217H114ZM154 218V217H153ZM152 218V220H154ZM172 218V217H171ZM174 218V217H173ZM197 218V217H196ZM208 218V217H207ZM212 218V217H211ZM223 218V217H222ZM225 218V217H224ZM236 218L237 217H235L234 218V222H235V224H239V225H241V227H243V229H245L244 230V232H245V234L246 233H248V235L249 234H255L256 236H257V234L259 235H262L263 234V237H264V225H262V224H264V223H262V222H259V223H262L261 224V226H263L262 228L261 227H259L258 226V222H257V224H256V228L255 229H249L248 227H247V225L244 223V221H242V219L240 220V218H238L239 220H237V222H236ZM85 219V220H84ZM87 219V220H86ZM170 219V218H169ZM185 219V221H187L186 220V218H184ZM214 219V218H213ZM218 219V218H217ZM220 219V218H219ZM255 219V218H254ZM263 219V220H262ZM10 220V221H9ZM17 220V221H16ZM45 220H47V221H45ZM56 220V219H55ZM52 221V222H57V220L56 221ZM60 220V221H59ZM94 220H96V219H94ZM141 220H143V221H141ZM148 220V219H147ZM146 220V221H147ZM151 220V219H150ZM181 220V219H180ZM183 220V219H182ZM195 220V219H194ZM12 221V222H11ZM48 221V222H49ZM109 222V224H107L106 222ZM126 222V223H129V222ZM139 221L141 222V223H139ZM160 221V222H159ZM192 221V220H191ZM218 221V220H217ZM221 221H226L225 219L223 220V219H221ZM232 221V226H233V224H234V222H233V220H231ZM13 222H15V223H13ZM51 222V221H50ZM49 222V223H50ZM57 222V223H58ZM74 222V223H73ZM95 222H97V221H95ZM98 222H99V220H98ZM173 222V221H172ZM209 222V221H208ZM15 224V226L13 225V224ZM17 223H20V228L17 230L16 228H18V226H16L17 225ZM63 223V222H62ZM64 223V224H65ZM143 223L145 224V226H143ZM176 223V222H175ZM215 223V222H214ZM230 223V222H229ZM23 224V225H22ZM61 224V223H60ZM59 224V225H60ZM70 224V223H69ZM107 224V225H106ZM111 224V225H110ZM141 224H142V226H141ZM219 224H222V223H219ZM19 225V224H18ZM56 225V224H55ZM66 225V224H65ZM83 225V224H82ZM105 225V226H104ZM117 225L119 226V227H117ZM182 225H184V224H182ZM199 225V226H198ZM238 225V226H239ZM11 226H13V227H11ZM52 226V225H51ZM79 227L78 229L76 228V227ZM202 226H204V227H202ZM238 226H236V225H234L233 227H236V228H240L241 229V227H238ZM41 227V226H40ZM58 227V226H57ZM60 227V226H59ZM92 227V226H91ZM10 228H12L11 230H10ZM36 228V229H35ZM95 228V227H94ZM119 228H121V229H119ZM126 228V230L128 229V231H126V230H124ZM157 228V229H156ZM220 228H221V230H220ZM235 228V229H236ZM16 229V230H15ZM76 229V230H75ZM93 229V228H92ZM107 229V230H106ZM108 229H110V232H111V234L109 233V230ZM112 229V230H111ZM156 229V230H155ZM209 229V230H208ZM215 229V230H214ZM74 230V231H73ZM90 230V229H89ZM153 230H155V231H153ZM211 230V231H210ZM234 230V229H233ZM242 230V229H241ZM10 233H9V232ZM20 231V230H19ZM58 231V230H57ZM68 231H70V232H68ZM104 231V232H103ZM105 231H108V232H105ZM113 231V232H112ZM208 231V232H207ZM6 232H8V234L6 233ZM31 232V233H32ZM128 232V233H127ZM204 232H206L207 234H206V236H207V238L206 237H204V236H202L203 235V233ZM39 233V232H38ZM91 233H92V235H91ZM106 233V234H105ZM236 233V232H235ZM5 234H6V236H5ZM52 234V235H51ZM122 234H124V233H122ZM146 234V235H145ZM205 234V233H204ZM32 236H34L33 234H31ZM106 235L108 236V235H110V236H108L107 238H106ZM244 235V234H243ZM36 236V235H35ZM38 236V235H37ZM44 236V235H43ZM49 238H47L46 240L48 241V242H50V240L51 239H54L53 238V233H50V235L48 234L47 235ZM50 236L52 237L51 239H50ZM92 236H93V238H92ZM95 236V237H94ZM148 237V238H146V237ZM171 235H169L168 236V240H170L169 238H171V241H172V243H174V239H173V237H174V235H172L171 237H170ZM234 236V235H233ZM246 236V235H245ZM4 237H6V238H4ZM21 237H23V236H21ZM39 237V236H38ZM110 237V238H109ZM165 237V236H164ZM261 237V236H260ZM31 238H33V237H31ZM166 238V237H165ZM174 238H176V242H178L179 241V238L177 239V237H174ZM186 238H187V241H185L186 240ZM246 238V237H245ZM262 238V237H261ZM28 239V238H27ZM38 239V238H37ZM50 239V240H49ZM90 239V240H89ZM95 241H94V240ZM147 239H149V241L147 240ZM154 241H153V240ZM161 239H162V237H161ZM185 239V240H184ZM211 239V240H210ZM131 240V241H130ZM166 240V239H165ZM214 240V241H213ZM232 240V239H231ZM242 240H244V239H242ZM247 240V239H246ZM250 240V239H249ZM262 240V239H261ZM29 241V240H28ZM52 242L51 243H54L55 244V240H54V242H53V240H51ZM63 241V242H62ZM151 241H153V243H155L156 244V246H157V248H155L156 246H153L151 243ZM162 241V240H161ZM186 243H185V242ZM251 241V240H250ZM249 241V242H250ZM263 241V240H262ZM58 242H61V243H59L58 244ZM74 242H78V243H76V244H78V245H72V244H74ZM85 242V243H84ZM98 242V243H97ZM117 242V245H116V243H114V246L116 247V246H121V243L119 242L118 243V241H116ZM134 242V243H133ZM151 242V243H150ZM160 242V241H159ZM163 242V241H162ZM161 242V243H162ZM176 242H175V244H176ZM29 243V242H28ZM71 243V244H70ZM100 243V244H99ZM136 243V244H135ZM171 243V244H172ZM185 243V244H184ZM245 243V244H244ZM18 244V243H17ZM34 244V243H33ZM102 244V245H101ZM136 246H135V245ZM137 244H138V247H137ZM154 244V245H155ZM158 244V245H157ZM170 244V245H171ZM205 244V245H204ZM60 247H59V246ZM62 245V246H61ZM201 245H203V246H201ZM241 245H245V247H247L248 246V243L246 242V241H242L241 242V244H240V247H242ZM22 246V245H21ZM47 246V245H46ZM54 246V247H53ZM220 246V245H219ZM43 247V246H42ZM86 247L88 248V245H86ZM118 247H116V248H118ZM133 247L135 248V250L133 249ZM161 247H164V248H161ZM202 247V248H201ZM249 247H250V245H249ZM248 247V248H249ZM56 248V250H52V249H55ZM59 248V249H58ZM71 248V247H70ZM98 248V249H99ZM115 248V249H116ZM124 248V247H123ZM201 251V253H198V252H196L198 249ZM1 249V248H0ZM22 249L23 248H20V250H18L17 252H18V254H16L17 252H11V251H8V250H6L7 252H5V249L4 250H0V264H4L5 263V261L7 262V263H9V261H10V259L12 258V259H14V260H11V263L10 264H12V262H13V264H23V262L25 261L26 263H24V264H27L28 262H27V259H28V261L30 260L29 258H32L31 257V255H33L32 254V251H31V249H29V248H25V250L26 251H24V249H23V251H22ZM27 249H28V251H27ZM220 249V248H219ZM229 249V248H228ZM241 248H239V252L240 251H243L245 248H243V249H241ZM14 250V249H13ZM38 250V249H37ZM87 251H85L86 253H84V256H81V254H80V256H78L77 255V257H75L74 256V260H77V261H75L76 262V264L78 263V264H89V255L91 256V255H93V251L91 252V253H89V251L88 250H90L89 248L88 249H86ZM125 250V249H124ZM30 251V252H29ZM36 251V250H35ZM48 251V250H47ZM75 251V250H74ZM107 251V250H106ZM190 251V252H189ZM193 251V252H192ZM199 251V252H200ZM213 251V250H212ZM227 252H229V250H226ZM225 251V252H226ZM235 251V250H234ZM247 253H246V252ZM264 241L261 243V245H257V247L256 248H252L251 247V249H247V250H244V252H245V257L243 258V259H239V260H241V261H239L237 264H251L252 262H257L256 264H262L263 262L262 261H264ZM11 253L12 254V257H11V254H10V256H7V253ZM115 252V251H114ZM123 252V253H124ZM127 252H129L130 254H128ZM187 252H189V254L187 253ZM195 252V253H194ZM214 252V251H213ZM216 252V251H215ZM225 252H223V254H222V252L219 254V255H217V256H215L214 257V259H216V260H214L213 259V261L216 263H219V262H221L222 264L224 263V264H227L225 261H226V259L230 256V254L232 255L233 254V251H231L230 250V254L229 253H225ZM16 255H15V254ZM29 253H31V255H30V257H28V255H29ZM74 253V252H73ZM89 253V254H88ZM186 253L188 254V255H186ZM192 253H194L195 255H192L193 256V258L191 257V254ZM198 255H197V254ZM237 253V252H236ZM263 253V254H262ZM71 254V255H70ZM102 254V253H101ZM115 254H116V252H115ZM240 254V253H239ZM243 254V253H242ZM38 255H39V253H38ZM227 255H229V256H227ZM234 255H236L235 253H234ZM241 255V254H240ZM262 255V256H261ZM95 256V255H94ZM93 256V257H94ZM104 256V255H103ZM184 256V257H185ZM194 256H198V257H195V259L196 260H193L194 259ZM212 256V255H211ZM239 256V255H238ZM7 257H11L10 259L8 258V260L9 261H7ZM27 257V258H26ZM34 257V256H33ZM92 257V256H91ZM227 257V258H226ZM262 257V258H261ZM6 258V259H5ZM40 258V257H39ZM43 258V257H42ZM55 258V259H56ZM59 258L60 259H62V260H59ZM70 258V259H69ZM107 258V257H106ZM121 258V259H120ZM186 258V257H185ZM198 258V259H197ZM209 258V257H208ZM68 259V260H67ZM230 259V258H229ZM236 259V258H235ZM253 259V260H252ZM254 259L256 260V261H254ZM263 259V260H262ZM5 260V261H4ZM51 260H53V259H51ZM67 260V261H66ZM92 262H94V263H96V264H98L97 263V261H99L98 259H96V258H92ZM95 260H96V262H95ZM181 260V259H180ZM225 260V261H224ZM32 261V260H31ZM35 261V260H34ZM39 261V260H38ZM55 261V260H54ZM111 261V262H110ZM120 261H122V262H120ZM224 261V262H223ZM4 262V263H3ZM41 262V261H40ZM48 262V261H47ZM67 262V263H66ZM109 262V263H108ZM6 263V264H7ZM42 263V262H41ZM94 263H92V264H94ZM99 263L100 264H104V262L102 263V261H99ZM186 263V264H187ZM45 264H47V263H45ZM74 264V263H73ZM220 264V263H219ZM264 264V263H263Z\"/></svg>",
  "mask_w": 264,
  "mask_h": 264
}]
</instances>
